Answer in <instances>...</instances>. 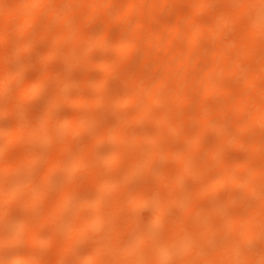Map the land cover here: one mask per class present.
Returning a JSON list of instances; mask_svg holds the SVG:
<instances>
[{
	"label": "bare ground",
	"instance_id": "obj_1",
	"mask_svg": "<svg viewBox=\"0 0 264 264\" xmlns=\"http://www.w3.org/2000/svg\"><path fill=\"white\" fill-rule=\"evenodd\" d=\"M3 2H4V0H2ZM20 2H18V0H15L14 2H16V4H12V5H15V6H12L11 8L12 9H9V10H7L8 8H6V10L7 11H5L4 9H3V14L1 13V11H0V17L2 18L3 17V19H1L0 18V40H3V41H1V42H5V40H6V42H7V40L9 39V37H13L14 36V29L16 30L15 32H16V34L15 35H19V34H25V32H27V29L32 25V23L35 21V20H37V15L38 14H40V16H41V13L40 12H42V10H43V12H44V9H45V12L48 14V19H49V22H46L45 24H44V26H47V27H44V29L42 30V33L40 34V36L42 37V39H44L45 41L46 40H50V38H52V39H57L58 41H56L55 43H59L60 41L62 42L63 40H66V38L67 37H70V35L68 36L67 35V37H66V32H63V31H61V33H63V34H61V33H59V31L58 30H56L54 27L52 28L53 30L51 31V28H50V26H53L50 22H53V20H54V18L53 17H56V15H58V11L56 10V8L54 7V8H50L49 10H47L46 11V8H44V9H39L40 7H44L45 6V4H36V3H38L37 2V0L35 1V2H33L34 0H19ZM40 1V0H39ZM43 1V3H44V1L46 2V3H50V1L52 2L53 1V3L56 5V7H58V8H62L63 7V9L66 11V14H64L63 13V21L64 22H68V21H70V20H73V19H71L72 17H77V19H76V23H77V20H78V23L81 21L82 22V24H81V22L78 24H76L75 23V27L77 28V40L75 39V41H76V45H72V46H74L73 48H74V50H75V47L79 50L78 52H76V54L78 53V55H79V57H81V59H83V60H81V61H84L85 60V62H86V58L88 59V57H89V55H90V53L91 52H95V51H99V50H105V49H107V47H109L110 45H111V43H109V41L111 40L112 41V35H113V38H115L114 37V35H116V33H113V31L111 30L112 28L110 27V23H111V21L114 19H118V20H121V19H126V20H129L130 19V17H132L134 14L136 15L137 13V15L136 16H140L141 18H142V21L139 23V25L137 24V25H135V28H136V30L135 29H133L134 27H132V31L134 32V34H135V38H134V40H133V42H126V43H123L124 45H119L120 47L118 48V47H116L118 50H117V52H118V59H117V61H116V63L112 66H110V68H109V65H108V67H106L105 65V67H104V69L106 68V70H104L105 71V73H106V76L108 75V74H112V73H114V70L116 69V67L119 65V64H121V62L124 60V59H126V57H128L130 54H133V52H135L136 53V51H138L139 50V52L140 53H142L143 54V56H145V58L143 57L142 58V60L145 62L146 60H148V59H150L153 55L156 57V59H157V63H156V65L157 66H155L156 67V70H157V67H158V69H160V71L158 72V71H156L157 72V74H161L162 76H159V75H157L156 73H154L153 71H155V70H152V69H148L150 72H146V71H148V70H146L147 68H143V69H140L139 70V73H137L136 74V76H134V77H132L131 76V78H128V80L126 81V92L123 94V95H120V98H121V96H123L122 97V104H124V103H126V106L128 105V104H130V106L132 105V106H134V105H136V107L138 108H135V109H137L136 111H135V114H134V118H133V122H136V121H140V120H143V121H145V120H147V118L149 117V110H150V108H152L151 106L152 105H158V104H162V102L163 103H167V105H165V104H163L162 106H164L163 108H164V110H163V112H162V115L160 116V114L158 115L159 117H158V120H159V122H162V124H166V128L164 129V127H161V129H160V126L159 127H154V132L152 133V130H151V134H146V136L145 137H143V136H141V137H136L137 139L135 140V143L136 144H138V145H136V146H138L137 148H138V152H134V149H136V147H135V145L134 144H131L130 142H128V143H130L134 148L132 149V151L135 153V155H133V154H131L132 153V151L130 150V148H127V150H125V151H118L119 149H117L116 147V149H117V151H116V149H115V151H114V153L113 154H111L110 153V158L107 160V162L106 163H108L109 162V164L111 165V162L112 163H116V160H118L119 161V159H121V157H123V156H121V155H123V154H126L127 156H128V154H129V156L128 157H131V158H128L126 155H124V156H126L127 158H125L124 157V159H125V163L127 164V160L128 161H130L131 159H133V160H131V162H128V166L127 165H125L124 164V162H122V159L120 160L121 161V163H123V164H121V165H124L122 168H125V166H126V168H125V170H124V176H123V178H125V181H131V180H133L134 179V175H136V172H138V170L140 169V168H145V169H150V167H151V164L154 162V160L157 158L156 157V150L157 149H155V147H156V145H159L158 143H157V140H159L158 138L161 136V135H163L164 133L166 134V135H168L167 133H170V134H175V133H177L176 131H179L181 128H183L184 127V125L186 124V123H189L190 121L191 122H195V120H196V118H197V120L199 119V117H200V114H201V112H198V111H200V109H197V110H194V112H193V114L191 113V115H189V116H187L188 118H186V117H181L182 118V120H181V118L179 117V116H181V113L180 112H178L179 111V104H180V102H183V100L185 101L187 98H189V97H185V95L184 96H181V94H185L186 92H184L183 91V84H185L186 82H191V83H193V85H194V87H195V91H198V92H200V93H198L199 95V100H201L200 98H205L207 95H209L210 93H212L214 90H216L215 88H220V86H221V84H223L222 82H220V85L218 86V87H216L217 86V84L218 83H216L215 82V79H217L218 77H219V79H222V78H224V77H226V75L225 74H227L228 76L230 75V76H232V75H237V77H240L241 79H239V81L241 80V82H242V85H243V89L241 88L240 89V87H239V91L237 92V90H238V86L237 85H240L241 86V84H239V83H237V84H232L231 83V85H227V86H225V89L227 90V92L228 93H230L231 92V96L232 95H234V96H230L231 98H234V97H236L235 99H231V98H227V103H225L224 104V106H222L221 108H219V109H222V110H220V112H218V113H216V112H211V115L209 116V117H212V118H214V116H215V118H216V115H217V118H219V119H221V120H223V122L221 121H218L217 123H218V125H209L210 127L209 128H212V127H214L215 126V128H217V131H219V132H221V133H223V131L225 130V128H224V126H225V124H224V122H225V119H223L224 117L225 118H228L227 116H229L228 114H229V110H228V108L231 106V104L233 103L234 104V106L236 107V108H239V109H241V110H244V112H245V110L247 109V112H249V113H247V114H249V115H247L248 117H247V119L245 120V119H243L242 118V116L244 117L245 116V118H246V115L245 114H243L244 112H240L241 114H237V116L236 115H232L231 114V116H230V120H232V121H230L231 123V125L228 127V130L229 129H231V131H233V132H231L230 134L232 135V133H234L235 135L233 136H231V135H223V137H221L220 139H218V140H220V141H218L217 142V147L220 149V150H222L223 149V147L226 145V146H229V144L230 143H228V142H232L231 143V145H233L234 147L237 145V146H241L242 144L244 145L245 144V138L243 137V141H242V138H241V136H239V134H241L242 135V133H243V136H247L246 134L244 135V133H246L245 131L247 130L248 132L247 133H251V130L252 129H254L253 127H256V131L254 130V132H257L258 130H260L259 129V127H261V126H259V125H263L264 126V51H261L262 52V54H261V56H259V54L261 53L259 50H262V48H261V46L264 48V20H258L257 19V12H258V10L259 9H261V8H264V4H261V0H187L186 1V3H184V4H182L181 2H180V6H179V9H178V11H177V14H179L178 16H177V14L176 15H174L173 17L175 18L176 17V19H174V21H173V17H170L171 18V20L172 21H170V22H172V23H170L168 20H170L169 18H164V19H166V20H164V19H162V18H156L158 15H159V13H157L158 11L160 12V9L161 8H163V5L168 1V0H50L49 2H48V0L46 1V0H42ZM170 2L172 1V0H169ZM179 1H182L183 2V0H179ZM225 2L226 4H224L223 5V7L222 6H217L215 9H214V11H213V4L214 3H216V2ZM2 2V3H3ZM56 2H58L59 4H60V6H59V4H57ZM0 3H1V0H0ZM33 3H34V8L32 7L33 6ZM168 3V2H167ZM169 4V3H168ZM167 4V5H168ZM188 6V8H186V5ZM36 5V6H35ZM40 7H39V6ZM79 5V6H78ZM81 5V6H80ZM185 7V9H183L184 7ZM1 7V6H0ZM39 7V8H38ZM42 7V8H43ZM82 7V8H81ZM182 7V8H181ZM221 7V8H220ZM2 8V7H1ZM49 8V7H48ZM47 8V9H48ZM83 8H85V10H83ZM52 9V11H50ZM77 9V10H76ZM182 9V10H181ZM56 10V11H55ZM82 10V11H81ZM181 10V11H180ZM185 10V11H184ZM39 11V12H38ZM48 11H50V12H48ZM209 12V11H211L210 13L213 15V17L211 18V20L209 21V23L208 22H206L205 23V25H203L202 26V28L200 27V28H198L197 27V29H196V27H195V23H196V21H197V17H198V15L200 14V12H204V13H206V12ZM38 12V13H37ZM42 12V13H43ZM44 12V13H45ZM82 12V13H81ZM45 13V14H46ZM59 13H60V11H59ZM75 13V14H74ZM2 14V15H1ZM79 14H81V15H79ZM157 14V15H156ZM202 14V13H201ZM66 15V16H65ZM73 15V16H72ZM77 15V16H76ZM47 16V15H46ZM65 16V17H64ZM80 16V17H79ZM138 16V17H139ZM101 17V19H100V28H99V33H98V35L95 37H93L92 35H89L90 37H86V35L87 34H84V30H83V27H84V22H88V23H92V22H97V20H99V18ZM80 18V19H79ZM156 19V20H155ZM159 21H158V20ZM3 20H4V22H3ZM91 20V21H90ZM148 20V21H147ZM2 21V22H1ZM104 21V22H103ZM153 21V22H152ZM168 21V22H167ZM73 22V21H72ZM103 22V23H102ZM148 24H147V23ZM150 22H152L153 24H158L159 22L161 23H159L158 24V26H152V23H150ZM2 23V24H1ZM48 23H50V24H48ZM239 23V24H238ZM145 24L147 25V26H145ZM151 24V25H150ZM48 25H50V26H48ZM76 25H78V26H76ZM83 25V26H82ZM239 25V26H238ZM148 26H151V27H148ZM194 26V27H193ZM232 26L233 27H235V28H233L234 30L236 29V31H228L229 29H231L232 28ZM238 26V27H237ZM148 27V28H147ZM241 27V28H240ZM14 28V29H13ZM111 28V29H110ZM148 29V30H142V29ZM82 31H81V30ZM199 29H201V30H199ZM238 29V30H237ZM13 30V33H11V31ZM58 31V33L56 32V31ZM54 31V32H53ZM239 31V32H238ZM53 32V33H52ZM57 33L56 35L54 34V33ZM80 32H83V33H81L80 34ZM141 32V33H140ZM143 32H146V33H143ZM65 33V34H64ZM111 33H113V34H111ZM226 33H230V36H231V43H229L228 44V46L226 45V48L225 49H227V48H229L228 50H229V52L230 53H232L231 55H229L230 53L229 52H227L228 50H226V52H225V50L223 49V46H222V48L221 47H219V45L221 46V37H224L223 35L225 34L226 35ZM232 33V34H231ZM238 33V34H237ZM119 34V33H118ZM123 34V33H122ZM139 34V35H138ZM144 34H146V35H144ZM12 35V36H11ZM82 35L84 36V37H82ZM95 35V34H94ZM121 34H119L117 37L119 38V36H120ZM233 35H234V37H233ZM228 36V35H227ZM227 36H225V37H227ZM16 37V36H15ZM81 37V38H80ZM110 37H111V39H110ZM116 37V39H114L113 41L114 42H117L116 40H121L122 38H123V35L122 36H120L121 37V39L119 38H117ZM139 37L142 39H139ZM38 38H40V37H38ZM45 38H47V39H45ZM11 39V38H10ZM9 39V40H10ZM16 39V38H15ZM19 39V38H18ZM41 39V38H40ZM138 39V40H137ZM218 39H220L219 41H217ZM229 39V38H228ZM8 40V41H9ZM11 40H13V39H11ZM10 40V41H11ZM69 40H71V39H69L68 38V40L67 41H69ZM125 40V39H124ZM124 40H121L122 42L124 41ZM215 40V41H214ZM13 41H15V40H13ZM66 41V42H67ZM75 41H74V39H73V42L74 43H71V44H75ZM110 41V42H111ZM121 41H118V43L119 42H121ZM126 41V40H125ZM130 41V40H129ZM176 41H177V43H178V45L176 46ZM181 41L183 42L182 44H181ZM205 41H207L206 42V44L209 42V43H216L217 44V46H215V47H219V49H217V48H213L214 49V51L213 50H210V49H212V48H210V49H208L209 47H207V49L205 50H203L202 49V46L203 47H205L204 45V42ZM210 41H212V42H210ZM21 42V41H20ZM19 42V43H20ZM64 42V41H63ZM122 42L120 43V44H122ZM219 42V43H218ZM16 43H17V41H16ZM19 43H17V44H19ZM24 43V42H23ZM54 43V42H53ZM184 43H186L185 44V46H183V44ZM208 43V44H209ZM21 44V43H20ZM19 44V45H20ZM113 45L114 44H116L117 45V43H112ZM204 44V45H203ZM256 44L260 47H258V46H256ZM16 45V44H15ZM14 45V46H15ZM181 45V46H180ZM252 45H254V46H256V47H258L257 48V50H255V51H257V53L254 51L253 52V50L254 49H252ZM112 46V45H111ZM110 46V47H111ZM176 46V47H175ZM18 47H22V46H18ZM29 48V47H28ZM72 48V49H73ZM201 48V49H200ZM14 48H12V50H13ZM18 50L19 48H15V50ZM21 49V48H20ZM19 49V51L21 52V50ZM68 49L69 50H72L71 49V45H69V47H68ZM154 49V50H153ZM222 49V50H221ZM16 50V53H14V54H11L12 56H9V57H11V58H7V54L9 53H7V54H5V56L3 55H0V69L2 68V66L4 67V64H6V62H4V60H3V62L1 61L4 57H5V60L7 59V60H12V61H14L13 59H17V55L19 54V51H17ZM23 50V49H22ZM68 50V51H69ZM73 50V51H74ZM155 50H161L163 53L162 54H159V53H156L155 54ZM264 50V49H263ZM68 51H67V53H68ZM75 51H77V50H75ZM75 51L74 52H72L71 54H72V56L73 57H75V59H77L76 58V55L75 54H73V53H75ZM153 51V53H151ZM202 53H201V52ZM205 51H207V52H205ZM232 51V52H231ZM259 51V52H258ZM13 52V51H12ZM197 52H199L198 54H197ZM209 52V56H208V53ZM18 53V54H17ZM130 53V54H129ZM203 54V53H206L205 55H207L206 57H204V61H203V64L205 63V61H206V63H205V65H203V67H202V65H199L198 66V64L197 63H193L192 61L194 60L195 61V58L197 59V58H199L200 57V55L201 54ZM21 54V53H20ZM153 54V55H152ZM197 56H195V55ZM256 54V55H255ZM61 55V54H60ZM128 55V56H127ZM163 55V56H162ZM63 56V55H62ZM64 56H67V57H65V58H62V60H65L66 59V61H65V63H64V61L63 62H61L60 63V65L63 67H60V69H58V71L57 72H55V73H57V74H47L46 72H44L43 73V75H42V73L40 74V75H42V77L40 76V78L38 79L37 77V79L35 78V82H33L34 80H31V81H27V83H25V84H22L23 86L19 89V91H16V93L17 94H12V96H13V98H12V96H11V98H9V99H13V100H11L10 101V103L11 104H9L8 105V102H9V99H8V102H7V105H8V107H10V108H8V109H6V104H5V106L3 107V108H5V110H11V111H8V113L10 112V113H18V115H20V113L22 112V109H24V108H22V104H23V101L25 102V100H26V98L27 97H29V96H31V95H38L39 96V93H40V90H43L44 91V89H43V87H45L47 84H49L50 83V86H51V83H52V86H54V89L52 90L53 92H52V97L53 98H56V96H57V98H59L60 99V97L62 96V92L65 90V85H67L68 84V82H67V84H66V81H64V75H66L67 77H69L68 75H70V72H68V70H70L71 71V69H73L74 68V66L73 65H75L76 64V62L75 61H73V57L70 55V53L69 54H66V55H64ZM63 56V57H64ZM149 56V57H148ZM3 57V58H2ZM193 57H195V58H193ZM207 57H209V59L207 58ZM260 57V58H259ZM13 58V59H12ZM71 58H73V59H71ZM256 60H255V59ZM146 59V60H145ZM207 59V60H206ZM257 59H259V60H257ZM6 60V61H7ZM159 60V61H158ZM252 60V61H251ZM244 61V63H245V67L243 66V65H241V63ZM258 63H257V62ZM74 62H75V64H74ZM193 63V65L194 66H192V65H190L189 66V64L190 63ZM197 62V61H196ZM241 62V63H240ZM249 62V63H248ZM254 62H256V64L254 63ZM78 63H79V61H78ZM82 63V62H81ZM80 63V64H81ZM84 63V62H83ZM191 63V64H192ZM230 63H231V65L232 66H230ZM243 63V64H244ZM252 63H254V64H252ZM63 64L65 65V66H63ZM84 64H87V62L86 63H84ZM2 65V66H1ZM59 65V66H60ZM198 67H197V66ZM255 66V67H252V66ZM76 66V65H75ZM187 66V68L189 69V71L190 72H188L187 71V69H185L186 70V74L188 73V76L187 75H185V73H184V75H180L179 73H178V70L182 67L183 69L185 68V67ZM189 66V67H188ZM196 66V67H195ZM239 66H243V71H241L243 74H241V72H240V70H239ZM66 67V68H65ZM67 67H71L70 69L69 68H67ZM194 67V68H193ZM179 68V69H178ZM192 68V70L193 69H195V71L199 68V70H197L196 71V73L195 72H191L192 70H190ZM63 69V70H62ZM240 69H241V67H240ZM60 70V71H59ZM65 70H67V71H65ZM146 70V71H145ZM181 70V69H180ZM242 70V69H241ZM65 71V73H68V74H62L63 72ZM144 71H145V73H144ZM163 71V72H162ZM59 72H61V74L59 73ZM143 72V73H142ZM180 72V71H179ZM59 73V74H58ZM181 73V72H180ZM240 73V74H239ZM179 74V75H178ZM240 76H239V75ZM57 75V76H56ZM138 75V76H137ZM103 77V78H100V80L98 79V83H100L101 81H105V78H107V77ZM109 76V75H108ZM181 76V77H180ZM189 76H192V77H190L189 78ZM222 76V78H220ZM242 76V77H241ZM39 77V76H38ZM233 77V76H232ZM261 78H263V79H261ZM85 79H86V77L83 79V81H82V83L84 84L85 82L86 83H90L91 82V77L89 78L90 79V81H88V79L85 81ZM37 80V81H36ZM94 81V80H93ZM96 81V80H95ZM169 81V82H168ZM218 81V80H217ZM97 82V81H96ZM172 84H171V83ZM213 82H215V87H213L214 86V83ZM1 83V82H0ZM85 83V84H86ZM88 83V84H89ZM95 83V82H94ZM165 83L167 84H169V85H167L166 86V88H168V92H166V96H165V94H164V92L165 91H167V89L165 88ZM83 84H81V85H83ZM95 84H97V83H95ZM102 84H103V82H102ZM101 84V85H102ZM124 84V85H125ZM1 85V84H0ZM70 85V84H69ZM99 85V84H98ZM171 85V86H170ZM49 86V85H48ZM86 86V85H85ZM168 86H170V87H168ZM233 87V88H230V87ZM2 87H4V85L2 86ZM2 87H0V94H5V93H2L3 91L2 90H4V88L2 89ZM69 87V86H68ZM221 87H224V85L223 86H221ZM53 88V87H52ZM164 88V89H163ZM198 88V90H196ZM236 88V89H235ZM46 90H47V88H45ZM231 91H230V90ZM232 89H233V91H232ZM51 90V89H50ZM181 90L183 91V93L181 92ZM212 90V91H211ZM48 91V90H47ZM162 91V92H161ZM164 91V92H163ZM159 92H161V94L159 93ZM64 93V92H63ZM78 93V92H77ZM76 93V94H77ZM235 93V94H234ZM9 94V93H8ZM59 94H61V96L60 97H58V95ZM81 94V93H80ZM83 94V93H82ZM160 94V95H159ZM207 94V95H206ZM236 94H237V96H236ZM40 95H41V93H40ZM49 95V94H48ZM51 95V94H50ZM95 95V94H94ZM97 95H99V94H97ZM97 95H95V96H93V98H89V96L90 95H81V97H80V95L79 96H77V97H80L79 99H78V104H81V103H88V102H90L91 104L90 105H92V107H93V105H95L97 102H99L100 101V98H102V93L100 94V96L101 97H98ZM229 95V94H228ZM34 96H32V97H34ZM64 96V95H63ZM76 96V95H75ZM88 96V97H87ZM163 96H165V98L163 97ZM168 96V97H167ZM186 96H189L188 94L186 95ZM205 96V97H204ZM66 97V96H65ZM91 97H92V95H91ZM97 97V98H96ZM183 97V98H182ZM184 97H185V99H184ZM195 98L194 96H191V98ZM71 98V97H70ZM105 98V97H104ZM120 98H118L119 100H120ZM167 98V99H166ZM63 99V97L61 98V100ZM68 99V98H67ZM71 99H74V98H71ZM77 99V98H76ZM231 99V100H230ZM237 99V100H236ZM57 100V99H56ZM118 100V101H119ZM193 100H195V99H193ZM204 100V99H203ZM203 100H201V101H199V102H202ZM233 100V101H232ZM51 101H53V100H51ZM76 101V100H75ZM101 101H102V99H101ZM103 101H105L104 99H103ZM118 101H117V103H118ZM232 103H231V102ZM46 103H47V101H46ZM101 103V102H100ZM54 104H55V102H54ZM89 104V103H88ZM99 104V103H98ZM103 104V103H102ZM101 104V105H102ZM119 104H121V103H119ZM160 104V105H161ZM230 104V105H229ZM46 105V104H45ZM44 105V106H45ZM48 105H49V103L46 105V107L47 108H50V107H48ZM75 105V104H74ZM83 105V104H82ZM87 105V104H86ZM223 105V104H222ZM97 106H99V105H97ZM117 106H118V104H117ZM229 106V107H228ZM92 107H90V108H92ZM95 107V106H94ZM93 107V108H94ZM119 107H123V106H120L119 105ZM135 107V106H134ZM166 107V108H165ZM226 107V108H225ZM227 109V110H225V109ZM41 109H43V110H45L46 108H41ZM43 110H41V112L43 111ZM46 110H50V109H46ZM45 110V111H46ZM166 110V111H165ZM216 110H218V109H216ZM240 110V111H241ZM44 111V112H45ZM151 111V110H150ZM226 111V112H225ZM6 112V111H5ZM4 112V113H5ZM50 112V111H49ZM48 111H47V113H49ZM197 112V113H196ZM9 113V114H10ZM22 113H24V112H22ZM21 113V114H22ZM134 113V112H133ZM132 113V114H133ZM180 113V115H178ZM214 113V114H213ZM15 114V115H16ZM38 114V113H37ZM35 115V116H39V115ZM46 114V113H45ZM226 114V115H225ZM243 114V115H242ZM48 115V114H47ZM83 115L84 114H82L81 116H75V117H72V119H68V120H62L61 122L60 121H58L56 124H58V125H56V124H54V125H56V126H52L53 127V131H51V133H49V136L48 137H45L46 136V134L43 136L42 134H41V136H40V140H39V142H38V139H37V141L35 140L36 138H37V136H38V134H37V131L38 130H36L37 129V126H36V122L37 123H42V122H38V120L37 121H35V123H34V120L33 121H28V122H25V121H20V122H18L16 125H15V127L14 126H12V125H10L13 129H11L10 128V130H8V132H6L7 134H5V143L6 144H12V143H16L17 144V142L18 141H23V140H26V142H28V141H30L29 143H31V141L32 142H34V140H35V142H38V144L39 143H44L43 141H45L46 142V139L47 140H49V138L51 137H53L54 135V137H57L56 136V131H58V134L60 133V130L61 131H67L68 133H67V135L69 136H71V137H73L71 134H73V132H76V130H81V131H83L82 129H84V128H86V126H87V129H89L90 127V125H87L88 123H93V122H91V119L92 118H90L89 117V115L88 116H86V117H89V119H90V121H89V119L88 120H86L85 118H83ZM219 115H222L221 117L219 116ZM17 116V115H16ZM34 116V117H35ZM85 116V115H84ZM237 118H236V117ZM19 117V116H18ZM28 117V116H27ZM36 117V118H37ZM40 117H41V115H40ZM49 117V116H48ZM175 117H176V119H175ZM25 118V117H24ZM46 118V117H45ZM70 118V117H69ZM180 118V119H179ZM212 118H210V122L213 120ZM214 118V119H215ZM235 118V119H234ZM239 118H242L243 119V121H242V119H240L239 120ZM23 119V118H22ZM26 119V118H25ZM31 119H32V117H31ZM34 119V118H33ZM38 119V118H37ZM40 120H41V118H39ZM44 119V118H43ZM145 119V120H144ZM234 119V120H233ZM17 120V119H16ZM19 120V119H18ZM93 120V119H92ZM129 120H130V117H129ZM148 120H149V118H148ZM157 120V119H156ZM174 120V121H173ZM235 120H239V121H235ZM64 121V122H63ZM89 121V122H88ZM142 121V122H143ZM241 121V122H240ZM123 122V121H122ZM130 122V121H129ZM236 122V123H235ZM45 123V122H44ZM125 123V122H124ZM131 123V122H130ZM138 123H140V122H138ZM214 123V122H213ZM226 123V122H225ZM235 124V128H234V124ZM111 125H110V127H109V125H108V128H107V126H106V130H104V132H105V134H103V136H102V134H101V137L102 138H109L108 140H111V141H113L114 142V144H115V142H121V144H122V142H123V145H124V142H126L127 143V141H130V140H132V139H135V138H131V139H127V138H129V136L127 137V135H126V133H125V128H124V125H122V124H112V123H110ZM126 124V123H125ZM160 124V123H159ZM212 124V123H211ZM42 125V124H41ZM45 125V124H44ZM43 125V126H44ZM208 125H207V127H208ZM9 126V127H10ZM42 126V127H43ZM49 126H51V125H49ZM92 126V125H91ZM227 126V125H226ZM48 127V126H47ZM257 127H258V130H257ZM50 128V127H49ZM48 128V130H50ZM159 128V129H158ZM232 128L234 129V130H232ZM42 129H45V128H42ZM41 129V130H42ZM155 129H157L156 131H155ZM7 130V129H6ZM85 130V129H84ZM215 130V129H214ZM242 130H245V131H243L242 132ZM261 130L263 131L264 129H263V127H261ZM1 131H3V130H1ZM4 131H5V129H4ZM43 132H44V130H42ZM45 131H46V129H45ZM165 131V132H164ZM227 130H225V132H226ZM225 132H224V134H225ZM259 132V131H258ZM2 133V132H1ZM0 133V134H1ZM42 133V132H41ZM71 133V134H70ZM252 133H253V131H252ZM51 134V135H50ZM52 134H53V136H52ZM77 134H79L78 133V131H77ZM165 134H164V137H165ZM40 135V134H39ZM63 135V134H62ZM65 135H66V133H65ZM105 135V136H104ZM64 136V135H63ZM66 137V139L68 138V140H66V142L65 141H63V149L64 150H68V147L66 148V144H67V141L69 142V138H70V136L69 137ZM36 137V138H35ZM39 137V136H38ZM46 139H45V138ZM98 137V136H97ZM101 137H98V138H100V140H98V142H100L101 141ZM132 137V136H131ZM201 138V142H203L204 140H205V142H206V137L204 136V137H202V136H200ZM231 137H234L233 138V140H232V138ZM3 138V137H2ZM42 138H44L43 139V141L41 140ZM58 138V137H57ZM61 138V137H60ZM64 138V137H63ZM96 138V137H95ZM95 138H94V140H95ZM97 138V139H98ZM34 139V140H33ZM56 139V138H55ZM59 139V138H58ZM208 139V138H207ZM52 141H55L54 139H51ZM105 141H106V139H104ZM107 140V141H108ZM127 140V141H126ZM50 141V140H49ZM160 141V140H159ZM209 140H207V142H208ZM25 141H23V143H24ZM48 142V141H47ZM47 142L45 143V144H47ZM71 142V141H70ZM91 142V141H90ZM95 142V141H94ZM96 142H97V140H96ZM101 142H103V141H101ZM109 142V141H108ZM113 142H111V143H113ZM246 142H249V140H247ZM252 144H251V143ZM250 142L248 143V144H251L252 145V147H251V145H249L248 147L250 148V150H249V153H250V157H249V160H251V162L248 160V162H250V163H248L247 161H244V160H241L242 162H240V160L239 161H237V162H239V163H241V164H237L236 163V166H237V170L239 169V167H240V169H243V171H240L241 172V175L243 174V176H237L238 174H236V176L237 177H235L234 176V174H233V176H232V173H231V170H232V168L233 167H231V165H229L227 162V160H225V161H222V162H220V163H218V164H220V165H218V164H214L213 162L215 161L214 160V158L212 159V156L210 155V154H208L207 156L208 157H206V158H208V160H210V159H212V160H210V161H208V160H205L204 159V161L205 162H203V160L201 161L202 162V164L201 163H199V162H197V160H195V159H193L192 160V158H193V156L194 155H192V158H191V160H190V155L191 154H187V153H189V152H187V151H185V153L183 154V152H182V154H181V152H179V155H180V157L179 156H177V158H178V160L176 159V161H174V162H176L175 164H176V167H173L172 169H176V170H171V168H169V171H162V177L161 176H157L158 177V180H159V178H160V182H159V184L157 183V185H156V183H154V182H149V183H151V184H155L154 186L153 185H149L151 188H148L150 191H148V189L146 190V187L148 186V184L149 183H147L146 184V186H144L145 187V189H143V190H146V191H143V192H140V193H138V195L136 194L135 196H133V197H131L130 196V194H127L126 195V193L128 192L127 190V188L126 187H124L125 185H123V187H120V185L118 186V188L120 187L121 189H122V192H123V189H125V191H126V193H125V196H127V198H122V199H120L121 197V194L119 193V195L120 196H117V195H115V197L117 198V197H119V199L117 198H115L114 197V200H113V198H112V196H110L111 197V200L113 201H111L112 202V206L111 207H109V206H107L108 208H107V211L110 209V211H108V213H109V217H106V216H108V215H106L105 214V212H103L104 214H102V212L101 211H103V209L104 208H106V206L105 207H102L103 205L102 204H104L103 203V201H104V197L105 196H107V195H105L106 193H107V191L108 190H110V188L111 187H114L115 186V184L116 183H113V180H116V179H114V176H113V179H112V181H109V180H107L106 181V178H103V177H105L104 176V174L102 175V173L100 174V176L102 175V177H98L97 175H95V177L94 176H92L91 174H95V172H96V170H94V168L96 167L97 168V170L98 169H100L101 170V172H103L102 171V169L101 168H98V165H96L93 169H91L92 168V166H90L91 165V163H90V165H87L86 164V166L88 167L89 166V169H84V170H82L83 172H85V171H88L89 170V176H92L93 177V185L92 186H90V185H88L89 183H90V180H89V183L87 184V186L89 187H91V189L89 190L90 192V194L88 193V195L89 196H87V197H89V198H86L85 200H83L81 203L79 202L77 205H78V210H76L75 211V213H82V211H84L86 208H88L89 207V209H92V213L90 214V215H87V217H82V219H75V222L78 220V224H72L73 223V221H74V218L75 217H73V216H76L75 215V213H74V215L71 217L70 215V217L71 218H73L72 220L71 219H69V217H68V221H72V223H71V231L66 235V236H64V237H61V236H59V234H58V232H57V228H58V226H59V223L60 222H62V223H64V221H67V220H59L60 218H62V216H63V214H64V211L65 212H67V210H68V213H69V209H70V206L72 205V203H73V200L74 199H72V197H74V196H72L74 193L72 192V190L70 189V191H67V189L65 190H63L64 192H61L60 193V195H59V197L58 196H56L55 198H53L54 200H52V195L51 194H49L50 195V197H51V199L50 200H52V201H55V199H58V200H56L55 202H53L54 204H52L47 210H46V212L45 213H43V211H45V209H46V207L44 206V205H42V207H43V211H42V214H41V216L43 215L44 217H42L43 219L42 220H45V221H42L43 223L45 222V227H47V229H49V228H52L53 226H54V232L58 235V237H61V240H60V242H59V244H58V256H57V258H56V260H55V262H53V260L51 259H49L50 261H52L54 264H67V263H65L64 262V258H67L66 257V255L68 254H73L74 252H75V245H76V242L79 240V239H81V238H83V237H85L86 235H88V233H90L92 230H96V229H102V228H104V225H105V223L106 224H109L108 223V221L110 222H114L113 224L110 222V224H109V226H112L113 228H115V230H114V232H112V231H110V229H109V233L111 234V232H112V234L110 235V234H108L107 235V237L108 238H110L109 240L107 239V243L105 244L104 242H103V245L105 244V246H103L104 248L102 249L101 247H99L101 244H102V242H101V244L96 248V250L98 251V252H100V250H102V251H106L105 253H107V251H108V254L109 253H111V257H112V259H111V261L110 262H112V263H110V264H132L133 263V261H134V264H136V262H139L140 260H138V258H139V256H137V254H141V250H143V252L144 251H146V252H144V254L145 255H143V257H141V258H143V259H146V260H144V263L143 264H166L167 263V260L169 259V256H170V254L172 253V254H176V251H178V253L180 252V253H182V251H183V253L185 254V255H190L193 259H194V261L196 262V264L198 263V264H238L240 261H239V246H241V244H240V242L242 243L245 239H246V241L248 240V237H252L253 236V238H254V236L256 235H253L255 232H254V229L252 230V228L250 227V223H248V221H250L249 220V215L248 214H250V212L251 211H253V210H255V209H253L254 207H252V203L250 204L251 205V207H252V209H251V207H249L248 208V210H247V213H245L246 215H247V218L248 219H246V218H244V217H246V215L245 216H243L242 217V215H240L239 216V213H236V214H234V215H236V217L235 216H233L232 217V219L231 220H227L226 218L224 219V220H220V222H222V224H223V226L225 227V229L226 230H224V228H223V230L224 231H222V232H224V233H220L219 234V232L218 231H215V228H214V230H212L213 229V227H211V225L213 226V224H211L212 223V221L208 218V216L206 215L208 212H206L205 210L206 209H200L201 207H199V206H201V204L198 206V203L196 202L199 198H201V197H198V192H193L192 191V193H194V195L196 194L197 195V197H194V195H193V197H194V199L196 198V200H195V202H194V200H192L191 201V199H190V201L188 200L189 199V197H191V196H184L183 197V202H184V204H182V205H184L185 207H187L186 209H185V211L186 212H188L189 213V216L191 215L192 217H193V219L195 220V221H192V220H190V222L188 223L187 221H188V219H187V216L185 217V221H184V219H171L170 220V223H169V221H167L168 222V226L166 227L165 226V224H164V226L167 228L166 230H164V231H166L165 233H164V231H163V233L165 234V235H163V236H160L159 237V235H158V237L161 239V237H163L162 238V240L161 241H159V240H155L157 243H154L153 242V244H152V241H150V239H153V238H150V235H152V230H156V229H158V228H155V227H158V225L160 226V223H163V220H164V218H165V214L166 213H168L170 210H169V208L170 207H174V205H178V204H180V203H183L182 201H181V195L182 194H180V193H182V192H177V187H179V186H177V183H178V181H180L181 180V178L182 177H184L183 176V170H185V168L187 167V168H189L192 164H193V162H195L189 169H190V171H191V168H193L194 170H192L193 171V173L194 172H197V173H199V171H197L199 168H203L204 167V170L207 172H205L203 169L202 170H200V173H201V175H202V173H203V171L206 173V174H210V175H213V174H215L214 176H213V178L216 176V175H218V174H220V176H219V179H217V180H215V179H213V180H211L212 178H210L209 179V181H210V183H209V185H207V183H206V186L205 187H201L200 188V186L199 185H197V186H195V187H193L194 189V191H195V189L197 190V188H198V190L197 191H200L199 192V194H203L204 195V193H210V195H211V193H212V195L211 196H214L216 193H214L215 191H216V189H218V187H224V186H226L227 187V185L228 184H233L234 185V187H236V188H238V187H244L245 188V192H247V194H251V193H254V195H255V192H257L256 191V189H257V184H256V181H255V179H262V181H264L263 180V178H264V170L262 169V168H264V156H263V154H259V152L261 151V153L263 152L262 151V149L260 148H258L257 147V149H256V155L255 154H252V153H254V151L253 150H255V143L256 142H253V140H250ZM28 143V145H30ZM50 143V142H49ZM71 143H73V142H71ZM87 143V142H86ZM85 143V145H83L82 146V148H84V149H86L87 150V152H85V150L84 149H82V151L85 153H83L82 154V156H81V152H79V151H74V147H73V149H72V147L71 146H69V145H67V146H69V147H71V149H69V150H73L74 152H78L77 154L78 155H80V157H77L74 161H70L69 162V160H68V163H66L67 161H66V156L65 157H63L64 155H62V154H64L66 151H64V153H63V151L61 150V152L62 153H59V151L58 150H56V149H61L62 148V143L60 144L61 146V148H58V147H56V149L52 152L51 151V153L52 154H50V155H47V156H49V158L47 157V159H44L45 160V162H43L42 163V165L43 166H45L46 164H47V166H45V169H43V178H44V180L46 181V183L48 182V181H50L51 180V178H52V172L55 170H57V169H60V168H64V167H66V165H70L69 167L71 168V169H76V168H78V167H80V166H83V164H85L86 162L88 163V161L90 160V162H91V160H92V157H93V153H94V149L93 148H91V146L93 147L94 145H93V143L91 142V143H89L88 145H89V147H86V146H88L87 144ZM116 143V144H117ZM152 144L151 146H150V144ZM155 143H157L155 146H153V144H155ZM161 143V142H160ZM171 143V142H170ZM187 143V142H186ZM228 143V144H227ZM27 144V143H26ZM32 144V143H31ZM97 144V143H96ZM161 144H163L164 145V143H161ZM199 144V143H198ZM202 144V143H201ZM214 145H215V143H213ZM1 145V144H0ZM2 145H3V143H2ZM19 145V144H18ZM18 145H16V146H18ZM22 145V144H21ZM34 145V144H33ZM37 145V144H36ZM59 145V144H58ZM91 145V146H90ZM146 145V149L144 148V146ZM147 145H149L148 147H147ZM203 145V144H202ZM257 145V144H256ZM23 146V145H22ZM27 146V145H26ZM25 146V147H26ZM35 146V145H34ZM131 146V147H132ZM162 146V145H161ZM186 146V145H185ZM258 146V145H257ZM10 147V146H9ZM12 147V146H11ZM30 147V146H29ZM28 147V148H29ZM121 146H120V144H119V148H120ZM125 147H127V146H125ZM120 148V150H123V149H126V148ZM130 147V146H129ZM165 147V146H164ZM221 147H222V149H221ZM1 148V147H0ZM4 148H6V145H5V147ZM89 148V149H88ZM160 148V147H159ZM170 148V147H169ZM169 148H167L166 149V147H165V149L166 150H169V151H167V152H169L170 153V155L171 154H173V152H170V151H172V149L171 148H173L172 146H171V148L169 149ZM174 148H176V147H174ZM173 148V149H174ZM217 148V149H218ZM224 148H226V147H224ZM237 148V147H236ZM22 149V148H21ZM81 149H79V150H81ZM128 149L131 151V153H130V151H128ZM152 149V150H151ZM177 149V148H176ZM176 149H174L173 151H175ZM7 150V149H6ZM9 150V149H8ZM32 150V149H31ZM36 150V149H35ZM38 150V149H37ZM179 150V149H178ZM178 150L177 151H175V152H178ZM21 151V150H20ZM19 151V152H20ZM27 151H29V149H27ZM42 151V150H41ZM58 151V152H57ZM126 151H128L129 153L127 154V152ZM137 151V150H136ZM180 151V150H179ZM253 151V152H252ZM22 152V151H21ZM55 152V153H54ZM118 152V153H117ZM123 152V153H122ZM125 152V153H124ZM175 152H174V154H175ZM23 153H25L24 151L22 152V154ZM29 153H31V152H29ZM33 153V152H32ZM38 153H39V150H38ZM42 153H44V152H42ZM50 152H47V154H49ZM56 154V155H54V154ZM71 153V152H70ZM69 153V156H71V154ZM19 155L21 154V153H18ZM20 155V157L19 156H17V155H15V157L17 156V160L15 159V157H13L16 161H14V160H12V161H14V162H10V163H6V164H4V165H6L5 167H2V166H4V165H0V167H2V168H5V169H3V170H5L4 171V173L7 171L9 174L11 173V174H16V173H19L20 172V170H24V171H27L28 169L29 170H32V167H34V165L36 164V162L37 161H40V160H38L39 158H38V156L36 155V152H35V154L33 155V154H23V155ZM45 154V153H44ZM68 154V153H67ZM160 154V151H159V153L157 154V156ZM43 155V154H42ZM74 155H75V153H74ZM99 155V154H98ZM131 155V156H130ZM177 155V154H176ZM247 155H249V154H247ZM252 155H255V156H252ZM258 155L260 156V158L258 157ZM68 156V157H69ZM132 156H133V158H132ZM209 156H211V157H209ZM245 156V155H244ZM252 156V157H251ZM263 156V157H262ZM19 157V158H18ZM45 157V156H44ZM67 157V158H68ZM95 157H96V155H95ZM94 157V158H95ZM120 157V158H119ZM255 157H257V158H255ZM93 158V159H94ZM101 158V157H100ZM159 158V157H158ZM157 158V159H158ZM245 158V157H244ZM247 158H248V156H247ZM246 158V159H247ZM252 158V159H251ZM256 159L255 160V162H254V166L252 165V163H253V160L254 159ZM259 158V159H258ZM74 159V158H73ZM263 159V161H262V163H260L261 162V160ZM48 160H49V162H48ZM95 160V159H94ZM93 160V161H94ZM258 160H259V162H258ZM96 161V163H97V161L98 160H95ZM99 161H102L101 159L99 160ZM156 161V160H155ZM191 161H192V163H191ZM199 161V160H198ZM230 161V160H229ZM157 162V161H156ZM179 162V164H177ZM207 162V163H206ZM216 162V161H215ZM235 162H236V160H235ZM234 161H233V164L235 163ZM243 162H244V164H243ZM94 163V162H93ZM258 163V164H257ZM8 164V165H7ZM89 164V163H88ZM98 164V163H97ZM100 164V163H99ZM103 164V163H102ZM105 164V163H104ZM117 164H119V162L117 163ZM155 164V163H154ZM175 164H173V166L175 165ZM189 164H190V166H189ZM203 164H204V166H203ZM251 164V165H250ZM37 165V164H36ZM93 165V164H92ZM94 165H95V163H94ZM197 165V168H198V166L199 165H202V166H199V168L197 169L195 166ZM206 165V166H205ZM216 165H218V166H216ZM259 165V166H258ZM85 166V167H86ZM100 166H101V164H100ZM99 166V167H100ZM103 166V165H102ZM101 166V167H102ZM106 166V165H105ZM111 166H114V164L113 165H111ZM115 166H118V169L120 168L119 166L120 165H115ZM153 166V165H152ZM179 166V167H178ZM234 166V165H233ZM253 166V167H252ZM256 166H258L257 168H256ZM261 166V167H260ZM84 167V168H85ZM86 167V168H87ZM91 167V168H90ZM31 168V169H30ZM95 168V169H96ZM103 169H104V167H102ZM179 168V169H178ZM236 168V167H235ZM234 168V169H235ZM259 168V169H258ZM69 169V168H68ZM79 169V168H78ZM90 169H91V171L92 170H94L95 172H93V173H91V171H90ZM114 169H115V167H114ZM144 169V170H145ZM195 169H196V171H195ZM233 169V170H234ZM239 169V170H240ZM0 173L1 172H3L2 171V169L0 168ZM29 170L27 171L28 173H29ZM45 170V171H44ZM80 170V169H79ZM99 170V171H100ZM112 170V169H111ZM171 170V171H170ZM263 170V171H262ZM11 171V172H10ZM17 171H19V172H17ZM23 171V176L25 175V172ZM69 171V170H68ZM73 171V170H72ZM98 171V172H99ZM105 172H106V170H104ZM116 171H117V169H116ZM142 171V170H141ZM147 170H145V172H146ZM149 171V170H148ZM234 171H236V170H234ZM6 172V173H7ZM13 172V173H12ZM27 172H26V174H27ZM74 172H76V171H74ZM80 172H81V170H80ZM115 172V171H114ZM119 172L122 174V171H120L119 170ZM140 172V171H139ZM165 173V175H164V173ZM167 172V173H166ZM185 173H186V170L184 171ZM189 172V171H188ZM239 172V173H240ZM3 173V174H4ZM7 173V174H8ZM100 173V172H99ZM99 173H98V175H99ZM107 173V172H106ZM116 173V172H115ZM196 173V174H197ZM199 173V174H200ZM205 173H203V175H205ZM217 173V174H216ZM234 173V172H233ZM2 174V173H1ZM6 174V175H7ZM45 174V175H44ZM116 174H118V172L116 173ZM138 174V173H137ZM187 174V176H189V174L188 173H186ZM186 174H184V175H186ZM191 174V173H190ZM198 174V176H201V175H199ZM120 175V174H119ZM123 175V174H122ZM164 175V176H163ZM209 175V176H210ZM261 175H263V176H261ZM10 176V175H9ZM13 176V175H12ZM15 176V175H14ZM13 176V177H14ZM21 176V175H20ZM18 177V176H16V177H18V179H16V180H19V178H21L22 179V177ZM30 176V175H29ZM88 176V177H89ZM111 176H112V174H111ZM196 176V175H195ZM198 176H196V177H198ZM207 176L208 175H206L205 176V178L207 179ZM258 176V177H257ZM260 176V177H259ZM16 177H14V178H16ZM25 177V178H24ZM23 178L24 179H26V178H28V180H30L29 179V177H27L26 175L24 176ZM31 177V176H30ZM121 177V176H120ZM212 177V176H211ZM257 177V178H256ZM263 177V178H262ZM2 178V177H1ZM119 178V177H118ZM133 178V179H132ZM185 178H186V176H185ZM189 178H192V175H191V177H189ZM200 178V177H199ZM201 178H202V176H201ZM204 178V177H203ZM209 178V177H208ZM4 178H2V180H3ZM131 179V180H130ZM205 179V180H206ZM14 180V179H13ZM13 180H11L10 182H12ZM32 180V179H31ZM30 180V181H31ZM43 180V181H44ZM158 180H157V182H158ZM183 180H185V179H183ZM204 180V179H203ZM1 181V180H0ZM24 181H26V180H24ZM119 181H121L122 182V180L120 179ZM208 181V179H207V182H209ZM231 181V182H230ZM5 182V181H4ZM9 182V183H10ZM17 181H14L12 184H9V183H6L5 182V186H4V183H2L1 184V182H0V218L1 219H4L5 217H3V216H5V214H3V211H4V209H5V207H6V202L8 201V202H10L11 200H15V197L16 198H18V196H16V195H18L17 193H18V190L20 189V183H16ZM115 182V181H114ZM123 182H124V179H123ZM206 182V181H205ZM230 182V183H229ZM25 183V182H24ZM27 183V182H26ZM26 183H25V185H26ZM42 183H44V182H42ZM46 183H45V185H46ZM228 183V184H227ZM262 183V182H261ZM7 184V185H6ZM23 184V183H22ZM30 184V183H29ZM51 184H52V182H51ZM125 184H126V182H125ZM204 184L205 183H203V186H204ZM24 185V186H25ZM114 185V186H113ZM118 185V184H117ZM128 185V184H127ZM263 185V184H262ZM49 186H50V184H49ZM48 186V187H49ZM129 186V185H128ZM127 186V187H128ZM261 186V185H260ZM21 187H22V185H21ZM33 187V186H32ZM30 188V189H28V194H26V196H25V198H23V199H26V197L28 198V199H26L25 201L26 202H24V200H23V202L25 203V204H23L22 203V201H21V199H20V202L22 203L21 205V207H23L24 206V208H26V209H33L34 210V208H35V203H36V199H38L39 198V200L41 199L40 198V195L38 196V194H36L35 193V191H33V188ZM44 187V186H43ZM74 187H76V186H73V188ZM35 188H36V186H35ZM34 188V189H35ZM38 188V187H37ZM42 188V187H41ZM87 188V187H86ZM85 188V189H86ZM118 189V190H121V189ZM200 188V189H199ZM40 189V188H39ZM44 189V188H43ZM112 189V188H111ZM23 190V189H22ZM69 190V189H68ZM74 190H78L77 188L76 189H74ZM87 191H88V189H86ZM116 190V189H115ZM232 190V189H231ZM234 191L236 190L235 188L233 189ZM232 190V191H233ZM239 190V189H238ZM244 190V189H243ZM26 191V190H25ZM58 191H60V190H58ZM58 191H56V193L58 192ZM124 191V192H125ZM231 191V192H232ZM29 192H31L30 194H29ZM41 192V191H40ZM47 192V191H46ZM49 192V191H48ZM69 192V193H68ZM86 192V191H85ZM113 192V191H112ZM118 192H120V191H118ZM118 192H116V193H118ZM123 192V193H124ZM231 192H229L230 194H231ZM238 192V191H237ZM236 192V193H237ZM72 193V194H71ZM77 193V192H76ZM75 193V194H76ZM78 193H79V191H78ZM115 193V194H116ZM132 194H133V192H131ZM180 195H178V194ZM186 193V192H185ZM185 193H183V194H185ZM235 193V194H236ZM40 194V193H39ZM58 194V193H57ZM56 194V195H57ZM74 194V195H75ZM232 194H234L233 192H232ZM231 194V196H232V198L235 196V195H232ZM21 195H22V193H21ZM41 195H43V194H41ZM77 195V194H76ZM81 195V194H80ZM80 195H77V196H80ZM83 195H85V193L83 194ZM129 195V196H128ZM186 195H188V194H186ZM195 195V196H196ZM209 195V194H208ZM209 195V196H210ZM252 195V194H251ZM45 196V195H44ZM53 196H55V195H53ZM124 196V197H125ZM200 196V195H199ZM202 196V195H201ZM231 196H230V198H231ZM247 196H249V195H247ZM24 197V196H23ZM50 197H48V198H50ZM82 197L83 196H81V199H82ZM109 197V196H108ZM185 197H187L188 199L186 200L185 199ZM193 197H192V199H193ZM258 197V196H257ZM45 199H46V197H44ZM75 198V197H74ZM77 198V197H76ZM75 198V199H76ZM80 198V197H79ZM78 198V199H79ZM228 197H226L225 198V200L227 199ZM260 198H263V197H261V195H260ZM138 199V200H137ZM234 199V198H233ZM232 199V200H233ZM18 200V199H17ZM44 200V199H43ZM50 200H48V201H50ZM80 200V199H79ZM106 200H109V198H107ZM137 200V201H136ZM228 200L229 201H231L229 198H228ZM227 200V201H228ZM259 200V201H258ZM257 201H255V202H258L259 203V205L261 206V207H263L264 208V198L263 199H258ZM47 201V200H46ZM51 201V202H52ZM139 201V202H138ZM222 201H224V200H222ZM12 202V201H11ZM75 202V201H74ZM136 202H137V204H139L138 206H142V207H138L139 208V212H141L143 209H148V208H150L151 206V208L150 209H152V208H154V211L153 210H151L152 212L151 213H154L153 214V217H152V219L150 220V218L148 217V220H150L151 221V223H150V221L147 223L146 221H144L146 224H148V226L143 222V220H145V219H140V220H138L139 218H137L136 217V215H135V213H133V212H131L132 211V209L136 206L137 207V205H136ZM142 202V203H141ZM193 202V203H192ZM232 202V201H231ZM231 202H229V203H231ZM261 202V203H260ZM13 203V202H12ZM12 203H10L11 205H12ZM15 203V202H14ZM14 203H13V205H14ZM16 203H18V201L16 202ZM37 203H38V200H37ZM40 203V202H39ZM45 203V205H46V202H44ZM197 203V204H196ZM221 204H223V202H220ZM258 203H255V205H253V206H257L256 204H258ZM19 204V203H18ZM106 204V203H105ZM104 204V205H105ZM109 204H110V201H109ZM109 204H107V205H109ZM218 204H219V202H218ZM233 204V203H232ZM133 205V206H132ZM135 205V206H134ZM148 205H150V207H148ZM211 205V204H210ZM213 205H216V204H213ZM229 205V204H228ZM227 205V206H228ZM246 206L247 205H249V203L247 204H245ZM249 205V206H250ZM258 205V206H259ZM17 206V204L15 205V207ZM34 206V207H33ZM38 206V205H37ZM47 206V205H46ZM179 206V205H178ZM177 206V207H178ZM220 206H222V205H220ZM219 206V207H220ZM225 206H226V204H225ZM257 206V207H258ZM48 207V206H47ZM133 207V208H132ZM182 207V206H181ZM209 207H212V206H209ZM18 208V207H17ZM16 208V209H17ZM24 208H22V209H24ZM69 208V209H68ZM131 208V209H130ZM143 208V209H142ZM215 208H217V210H218V207H217V205H216V207ZM214 208V209H215ZM224 208H226V207H224ZM12 209V208H11ZM25 209V210H26ZM102 209V210H101ZM130 210V212L131 213H133L134 214V216L137 218L136 220L133 218V220L131 221V223L132 224H134V225H131V226H133V227H131L130 226V224H129V228H126V229H128V230H132V231H137L138 230V234L137 235H132V236H129L128 237V235L126 236V238H123L122 239V242L121 241H119V237H120V234H119V232L120 231H122L123 229L125 230V232H127L126 231V229H125V225H124V227H123V225L121 226L120 225V227H122V230H121V228L119 227V225H117L116 226V224L115 223H118L117 222V220H118V218H119V216L118 215H120L119 214V212L121 213V211L123 212V210ZM208 209V208H207ZM211 209V208H210ZM213 209V208H212ZM251 209V211H249ZM259 208H257V210H258ZM19 210V209H18ZM33 210H31V211H33ZM37 210V209H36ZM125 210V211H126ZM134 210H135V212H136V214L138 215V217H139V214H138V212H137V208L135 209L134 208ZM133 210V211H134ZM141 210V211H140ZM261 210H263V212H260L259 214H262V213H264V209H260V211ZM29 211V210H28ZM184 211V210H183ZM184 211V212H185ZM201 211H203V212H201ZM207 211H209V210H207ZM223 211H225V210H223ZM249 211V212H248ZM19 212V211H18ZM35 212V211H34ZM33 212V213H34ZM185 212V213H186ZM206 214H205V213ZM211 212V211H210ZM209 212V213H210ZM213 212V211H212ZM24 213V212H23ZM22 213V214H23ZM29 212H27V214H28ZM125 213V212H124ZM188 213H186V214H188ZM227 213V212H226ZM257 212H256V210H255V212L253 211V213H251V214H253V215H251V217L253 216V219L250 217V219H252L253 221L256 219V217H255V214H256ZM10 214V213H9ZM77 214V218L79 217V215ZM83 214V213H82ZM213 214H218V212L216 211V209H215V212L214 213H212L211 214V217L213 216ZM220 214V213H219ZM222 215H223V213H221ZM225 214V213H224ZM241 214V213H240ZM16 215V214H15ZM19 215V214H18ZM30 215V214H29ZM66 215V214H65ZM83 215H85V212H84V214ZM121 215H123V214H121ZM126 214H124V216H125ZM128 215V214H127ZM207 216V218L205 217V216ZM209 215V214H208ZM221 215V216H222ZM226 215V214H225ZM224 215V216H225ZM231 215V214H230ZM229 215V216H230ZM238 215V216H237ZM2 216V217H1ZM7 216H10V215H7ZM14 216V215H13ZM25 216V215H24ZM67 216H68V214H67ZM81 216V215H80ZM86 216V215H85ZM118 218H117V217ZM131 216H133L132 214H131ZM131 216H130V218H131ZM177 216V215H176ZM175 216V217H176ZM215 216V215H214ZM214 216H213V218H214ZM217 216H219V215H217ZM221 216L220 217H218L219 219L221 218ZM257 216V215H256ZM258 216H260V215H258ZM21 217V216H20ZM66 217V216H65ZM111 217V218H110ZM140 217H141V215H140ZM168 217V216H167ZM174 217V216H173ZM172 217V218H173ZM223 217V216H222ZM226 217V216H225ZM11 218V217H10ZM17 218V217H16ZM22 218V217H21ZM39 219H40V217H38ZM79 218H81V217H79ZM113 218H116L117 220L115 221V219H113ZM145 218H146V216H145ZM177 218V217H176ZM180 218H182V217H180ZM228 218V217H227ZM259 218V217H258ZM257 218V219H258ZM262 219H264V215H262V217H261ZM261 218H259L258 219V221H261ZM0 219V220H1ZM25 219V218H24ZM23 219V221L25 222L26 221V223H27V220L25 219L24 220ZM112 219V220H111ZM222 219V218H221ZM257 219H256V221H257ZM7 220V219H6ZM14 220V219H13ZM16 220V219H15ZM37 220V219H36ZM147 220V219H146ZM173 220H175V222H173ZM209 220H210V225H209ZM245 220H247V223H246V225L244 224V222H245ZM1 221H3V220H1ZM11 221V220H10ZM20 221H22V220H20ZM39 221V220H38ZM60 221V222H59ZM67 221V222H68ZM138 223H137V222ZM172 221V222H171ZM224 221V222H223ZM264 221V220H263ZM3 222H5V220L3 221ZM6 222H8V220L6 221ZM13 223L15 222V221H12ZM11 222V223H12ZM17 222H18V220H17ZM23 222V223H24ZM37 222V221H36ZM42 222L40 221V224L41 225H43L42 224ZM141 222V224H139ZM49 224V223H51V224H53V226L51 227V224H49L50 225V227L48 228V226L49 225H47V224ZM252 223V222H251ZM0 224H2V222H0ZM6 224H8V223H6ZM5 223L2 225L3 227H5V228H2V230L4 229H8V227L10 226V224H9V226L8 225H6ZM32 224H33V222H32ZM39 224V225H40ZM112 224V225H111ZM140 225V227L141 228H139V225ZM142 224H144V226L142 225ZM247 224H248V226L249 227H247ZM257 224V223H256ZM255 224V225H256ZM259 224V227H260V222L258 223ZM26 225H28V224H26ZM35 225V229H36V227L39 229L40 228V226L38 225V223H37V226H36V224H34ZM47 225V226H46ZM115 226V227H114ZM162 226V225H161ZM264 226V225H263ZM24 227V231L26 230V228L28 229V232L26 231V232H23L24 234L25 233H28V234H26V235H28V237L27 236H23L22 235V237H25V238H27L26 240L25 239H21L22 240V242H23V240L25 241V243L27 242V244H25V245H29V246H31V245H33L34 246V243L35 244H39V246L41 245V237L40 236H43V235H41L39 232H40V230H38V229H36V230H38L37 232H38V234L40 235H36V236H38L36 239H35V237H32V235H31V232H32V229H33V231H35L34 230V226L32 227V229H29L27 226H23ZM26 227V228H25ZM30 227V226H29ZM111 227V228H112ZM119 227V228H118ZM128 227V226H127ZM136 227H138L136 230H133L134 228H136ZM152 229H151V228ZM215 227V226H214ZM256 227V226H255ZM131 228H133V229H131ZM150 228V229H149ZM154 228V229H153ZM222 228V227H221ZM118 229H120V231L118 230ZM149 229V230H148ZM218 228H216V230H217ZM255 229H258V227L257 228H255ZM2 230H0V231H2ZM41 230H42V228H41ZM43 230H45V229H43ZM50 230V229H49ZM124 230L121 232L122 234H124L123 232H124ZM150 230H151V232H150ZM220 230V229H219ZM90 231V232H89ZM215 231V232H214ZM93 232V231H92ZM107 232V233H108ZM140 232H142V233H140ZM213 232L214 233H216V232H218V234H214L215 236L216 235H221L222 237H223V235H227V234H229L230 236H231V234L233 235V236H231V237H233V238H231L232 239V242H231V239H230V241L228 242V243H226V241H227V239L225 240V244L224 245H220L219 246V250H218V252H217V254H216V250H215V252L213 253V252H210V256L208 255L209 254V252L207 253V251L205 250L206 248H205V246H206V244L207 243H209V242H211L212 240H213ZM227 232V233H226ZM5 233V232H4ZM7 233V232H6ZM45 233V232H44ZM49 233H51V232H49ZM97 233V232H96ZM101 233V232H100ZM156 233V232H155ZM162 233V234H163ZM231 233V234H230ZM258 233H259V231H258ZM8 234V233H7ZM33 234V233H32ZM150 234V235H149ZM154 234V233H153ZM162 234H160V235H162ZM260 234V233H259ZM262 234H264V233H262ZM2 235V234H1ZM0 235V236H1ZM35 235V233L33 234V236ZM52 235V234H51ZM57 235H55V236H57ZM96 235V234H95ZM98 235V234H97ZM111 237H110V236ZM3 236V235H2ZM94 236V235H93ZM92 236V237H93ZM124 236V237H125ZM156 236V235H155ZM259 236H261V235H259ZM5 237H6V235H5ZM8 237V236H7ZM4 238V237H1V239H0V243L2 244L3 242H5V240H8V238ZM51 237H53V236H51ZM57 237V238H58ZM87 237V236H86ZM85 237V238H86ZM99 237V236H98ZM97 237V238H98ZM154 237V236H153ZM218 237V236H217ZM263 237V236H262ZM85 238H83L84 240H85ZM104 238V237H103ZM155 238V237H154ZM244 238V240H242ZM264 238V237H263ZM2 239H4V241L2 240ZM35 239V240H34ZM40 241H39V240ZM89 239V238H88ZM127 239V240H126ZM52 240V239H51ZM53 240H54V238H53ZM95 240V239H94ZM220 240V239H219ZM242 240V241H241ZM56 241V240H55ZM124 241V242H123ZM221 241V240H220ZM7 242H9V243H11L9 240L7 241ZM29 242V243H28ZM38 242V243H37ZM213 242V241H212ZM216 242V241H215ZM244 243V242H243ZM14 244V243H13ZM24 244V243H23ZM77 244H79V243H77ZM240 244V245H239ZM5 245V244H4ZM7 245H9V244H7ZM7 245H5V246H7ZM52 245H54V244H52ZM57 245V244H56ZM243 245V244H242ZM2 247H3V244L1 245ZM38 246V245H37ZM38 246V247H39ZM224 246V247H223ZM243 246H245V243H244V245ZM1 247V248H2ZM49 247H51V246H49ZM76 247H77V245H76ZM93 247V246H92ZM151 247V248H150ZM218 247V246H217ZM32 248V247H31ZM35 248H36V246H35ZM99 248H101V249H99ZM33 249V248H32ZM55 249V248H54ZM145 249V250H144ZM147 249H149V250H147ZM215 249V248H214ZM77 250V249H76ZM92 250V249H91ZM102 251H101V253H102ZM136 251H139L140 253H135ZM246 251V250H245ZM264 251V250H263ZM53 252H55V251H53ZM56 252H57V250H56ZM142 252V253H143ZM149 252V253H148ZM162 252L164 253V255H162ZM241 252V251H240ZM243 252V251H242ZM25 253V252H24ZM90 253V252H89ZM93 253V252H92ZM91 253V254H92ZM134 254L135 253V255L138 257H136L137 258V260L135 261L133 258V261H128L127 260V258H129L130 256L129 255H131V254ZM179 253V256L181 255ZM212 253V254H211ZM247 253V252H246ZM21 254H23V253H21ZM20 254V255H21ZM76 254V253H75ZM88 254V253H87ZM95 254H97V252L95 253ZM147 254V255H146ZM208 256H207V255ZM261 254V253H260ZM55 255V254H54ZM89 255V254H88ZM88 255H85V256H77V255H75V256H77V257H75V260L76 259H78V257H79V260L80 261H82V262H85V263H87V264H89V262H90V264H91V262L93 261L94 262V264L96 263L95 261H98L96 258H94V257H92L91 255V257L90 256H88ZM93 255V254H92ZM105 255V254H104ZM178 255V254H177ZM188 255V256H189ZM211 255H215L214 257L213 256H211ZM240 255H242V254H240ZM244 255V254H243ZM242 255V256H243ZM248 255V256H247ZM264 255V254H263ZM15 256H17V255H15ZM15 256H13L14 258H15ZM23 256V255H22ZM21 256V257H22ZM101 256V255H100ZM103 256V255H102ZM109 256V255H108ZM141 256V255H140ZM250 256V257H249ZM252 256H254V255H252ZM261 256H262V254H261ZM18 257V256H17ZM21 257H18V258H15V259H13L9 264H22V262L24 263V264H33V260H34V257H33V254L31 253V252H29V253H26V255H24L23 256V259L21 258ZM43 257H45V256H43ZM71 257V256H70ZM186 257V259H185V261L186 262H183L182 264H188V263H190V261H192V263L191 264H193L194 262H193V260L192 259H190V258H188L187 259V256H185ZM259 257V256H258ZM104 258V257H103ZM102 258V259H103ZM106 258H108V257H106ZM141 258H139V259H141ZM242 258V257H241ZM240 258V260H243V263L242 264H256V262H257V260H258V258H257V256H256V258H257V260H256V258L255 257H252L251 258V255H249V253L248 254H246L245 256H243V259H241ZM251 258V259H250ZM46 259H48V258H46L45 257V259H43V261H44V264L45 263H47V261H46ZM68 259V258H67ZM72 259H73V256H72ZM172 259V258H171ZM48 260V261H49ZM70 258H69V262H70ZM75 260H74V262H75ZM95 260V261H94ZM108 260V259H107ZM182 260V259H181ZM199 260V262H197ZM218 260H219V262H218ZM46 261V262H45ZM68 261V260H67ZM104 261H106V260H104ZM239 261V262H238ZM256 261V262H255ZM74 262H72V260H71V263L72 264H74ZM78 262V261H77ZM93 262H92V264H93ZM201 262V263H200ZM43 263V262H42ZM51 263V262H50ZM70 263V264H71ZM100 263V262H99ZM108 263V262H107ZM169 263V262H168ZM241 263V262H240ZM239 263V264H240ZM8 264V263H7ZM35 264H37V263H35ZM39 264V263H38ZM48 264V263H47ZM102 264V263H101ZM139 264H141V261H140V263ZM195 264V263H194ZM257 264H264V256L262 257V259H259V262H257Z\"/></svg>",
	"mask_w": 264,
	"mask_h": 264
},
{
	"label": "rangeland",
	"instance_id": "obj_2",
	"mask_svg": "<svg viewBox=\"0 0 264 264\" xmlns=\"http://www.w3.org/2000/svg\"><path fill=\"white\" fill-rule=\"evenodd\" d=\"M15 0H4V2L1 0V3H0V6L2 7H0V9L2 10H0L1 11V13L3 12V9L5 10V11H7V10H9V9H12L11 7L12 6H15V5H12L13 3L14 4H16V2H14ZM36 0H34L33 2H35ZM47 1V0H46ZM50 0H48V2H49ZM57 1V0H56ZM186 1L187 0H183V2L182 1H179V0H172L171 2L168 0L167 2L169 3H165L164 5H163V8H161L160 9V12L158 11L157 13H159V15L156 17V18H162V19H164V18H169L170 20H168L169 22L170 21H172L171 20V18L170 17H173L174 15H176L177 14V11H178V9H179V6H180V2L182 3V4H184V3H186ZM3 2V3H2ZM18 2H20L19 0H18ZM37 2L38 3H36V4H45V6L43 7L42 5V7H40L39 5V9H44V8H46V11L47 10H49L50 8H56V10L58 11V15H56V17H53L54 18V20H53V22H50L53 26H50V25H48V26H50V28L52 27H54L56 30H60L59 31V33H61V31H63V32H66V37H67V35L69 36L70 35V37H67L66 38V40H63L62 42L60 41L59 43H55L56 41H58L56 38L55 39H52V38H50V40H44V39H42V37L40 36V34L42 33V30L44 29V27H47V26H44V24L46 23V22H49V19H48V14L45 12V9H44V12L46 13H44L43 12V10H42V12H40L41 13V16H40V14H38L37 15V20H35L33 23H32V25L27 29V32H25V34L23 33V34H19V35H15L16 34V30L14 29V36L13 37H9V39L11 38V39H13V40H15V41H13V40H7V42H6V40H5V42H1V41H3V40H0V55H4L5 56V54H7L8 52V54H7V58L9 59V58H11V57H9V56H12L11 54H14V53H16V50H15V48L17 47V48H21L20 50H21V52L19 51V49L17 50V51H19V54L17 55V59L15 58V59H13L14 61H12V60H5V57L1 60L2 62H3V60H4V62H6V64H4V67L2 66V68L0 69V87H2L3 85H4V87H2V89L4 88V90H2L3 92L2 93H5L4 95L3 94H0V165H4V164H6V163H10L12 160H14V161H16L17 160V156H19L20 157V155L22 154V152L24 151L25 153H23V154H35V152H36V155L38 156V160H40V161H37L36 162V164L34 165V167H32V170H29V173L27 172V171H24L23 169L22 170H20V172L19 171H17V172H19V173H16V174H9L7 171V173L5 172L4 173V171L5 170H3V169H5V168H2V167H5L6 165H4V166H2V167H0L1 169H2V171L3 172H1L0 173V182H1V184L2 183H4V186H5V182L6 183H9L11 180H13L12 182H10L9 184H12L14 181H17L16 183H20L19 185H20V189L18 190V195H16V196H18V198H16L15 197V200L13 199V200H11L13 203H14V205H13V203L10 201V202H6L7 204H6V207H5V209H4V211H3V214H5V216H3V217H5L4 219H1V220H5V222H3V221H1L0 220V222H2V224H0V230H2V228H5V227H3L2 225L5 223H8V224H6V225H8L9 226V224L11 225V224H13V222L12 221H15V222H17V220H18V222H20V223H22V225L23 226H27L29 229H32V227L34 226V230L35 231H33V229H32V232H31V235H32V237H35L36 235H39L38 234V230H40V234L41 235H43V236H40L41 237V244H42V241H45V240H47L48 241V244H47V247H41V245L39 246V244H35L34 243V246L33 245H31V246H29V245H25V244H27V242L25 243V241L23 240V242H22V247L20 248V250L19 251H17V249H16V246H15V244H13V242H11V243H9V242H7L8 240H5V242H3L2 244H3V247L1 246L2 244L0 243V264H9L13 259H15V258H18V257H21L22 255L24 256V255H26V253H29V252H31L32 254H33V257H34V262H33V264H35V263H39V264H44V261H43V259H45V257L46 258H48V259H46V261H47V263L48 264H54L53 262H55V260H56V258H57V254H58V244H59V242H60V240H61V237H58V235L53 231L54 230V226H53V224H51V223H49V224H51V227L52 228H49L50 227V225L49 224H47V225H49L48 226V228L50 229H47V227H45V222L43 223L42 221H45V220H42L43 218L42 217H44L43 215L41 216V214H42V209H43V207H42V205H44L45 207H46V209H45V211H43V213H45L46 212V210L52 205V204H54L53 202H55L56 200H58V199H55V201H52V200H54L53 198H55L56 196H58L59 197V195H60V193L61 192H64L63 190L65 189H67V191H70V189L72 190V192L75 194L76 192V194L77 195H80V196H77L76 194L74 195H72V196H74V197H72V199H74L73 200V203H72V205L73 204H78L79 202L81 203L83 200H85L86 198H89V197H87V196H89L88 195V193L90 192L89 190L91 189V187L90 186H92L93 185V177L92 176H94L95 177V175H97L98 177H102V175L104 174V176L105 177H103V178H106V181L107 180H109V181H112V179H113V176H114V179H116V180H113V183H116L115 184V186L114 187H111L110 188V190H108L107 191V193L105 194V195H107V196H105L104 197V201H103V203L105 204H102L103 206L102 207H105L106 206V208H104L103 209V211H101L102 212V214H104L103 212H105V214L106 215H108V216H106V217H109V213H108V211H110V209L107 211V206H109V207H111L112 206V200H111V197L110 196H112V198H113V200H114V197H115V195H117V196H120L119 195V193L121 194V198L120 199H122V198H127V196H125V193H126V191H125V189L127 188L128 190V192L126 193V195L127 194H130V196L131 197H133V196H135L136 194L138 195V193H140V192H143V191H146L148 188H151L149 185L152 183V182H154V183H156V185H157V183L159 184V182H160V178L162 177V171H169V168H171V170H176V169H172L173 167H176V159L178 160V158H177V156H179L180 157V155L182 154V152H183V154L185 153V151H187V152H189V153H187L188 155L189 154H191L190 156V160H191V158H192V155H194L193 156V158H192V160L193 159H195V160H197V162H199V163H201L202 164V160H203V162H205L204 161V159L206 158V157H208L207 155L208 154H210L211 156H212V159L214 158V160L216 161H214L213 163L215 164H218V163H220V162H222V161H225V160H227L228 162V164L229 165H231V167H233L232 168V170H231V173H232V176H233V174H234V176L235 177H237V176H243V174L241 175V172L240 171H243V169H240V167H239V169L237 170V166H236V163L237 164H241V163H239V162H237V161H239L240 160V162H242L241 160H244V161H247L248 162V160H249V157H250V153H249V150H250V148L252 147V143L250 142V140H253V142H256L254 145H255V150H253L254 151V153H252V154H255L257 151H256V149H257V147L260 149H262V153H261V151L259 152V154L261 155V154H263L264 153V130L262 131L261 130V127H263V129H264V126L263 125H259V126H261V127H259V129L260 130H258V127H257V130L259 131H257V132H254V130L256 131V127H253L254 129H252L251 130V133H247L248 131L246 130H242V132L243 131H245L246 133H244V135L246 134L247 136L245 137V136H243V133H242V135L241 134H239V136H241V138H242V141H243V137L245 138V144L243 145H241V146H233V145H231V143L232 142H228V143H230L229 144V146H224V147H226V148H224L223 147V149H222V147H221V149L222 150H220L218 147H217V142L218 141H220V140H218V139H220L221 137H223V135H231L230 133L231 132H233V131H231V129H229L228 130V127L231 125L230 123V121H232V120H230L231 118H230V116H231V114L234 116V115H236L237 116V114H241L240 112H244V110H241V109H239V108H236L235 106H234V104L232 103L231 104V106L228 108V110H229V116H227L228 118H223V119H225V122H224V124H225V126H224V128H225V130H227L226 132H225V130L223 131V133H221V132H219V131H217V128H215V126L216 125H218V121H220L221 119H219V118H217V115H216V118H215V116H214V118H212V117H209L210 115H211V112H216V113H218V112H220V110H222V109H219V108H221L222 106H224V104L225 103H227V98H231L232 96H234V95H232L231 96V92L230 93H228L227 92V90L225 89V86H227V85H231V83L232 84H237V83H239V84H241V86L240 85H237L238 86V90H237V92L242 88L243 89V85H242V82H241V80L239 81V79H241L240 77H237V75L235 76V75H232V76H228L227 74H225L226 75V77H224V78H222V76L220 77V78H222V79H219V77L217 78V79H215V82L216 83H218L217 84V86L216 87H218L219 85H220V82H222L223 84H221V86H223L224 85V87H221L220 86V88L218 87V88H215L216 90H214L212 93H210L209 95H207L205 98H200L201 100H203L202 102H199V101H201V100H199L198 98H199V94L198 93H200V92H198V91H195V87H194V85H193V83H191V82H186L185 84H183L184 86H183V91L184 92H186L185 94H181V96H184L185 95V97H189V98H187L185 101L183 100V102H180V104H179V111L178 112H180L181 113V116H179L180 118L182 117H186V118H188L187 116H189V115H191V113L193 114V112H194V110H197V109H200V111H198V112H201V114H200V117H199V119L197 120V118H196V120H195V122H189V123H186L185 125H184V127L183 128H181L179 131H176L177 133H175V134H170V133H167L168 135H166L165 133V137H164V134L163 135H161L158 139L160 140H157V143L159 144V145H156L157 143H155V144H153V146H155L156 145V147H155V149H157L156 150V157L158 158H156L155 160L157 161H155L154 160V162L151 164V167H150V169H145V168H140L139 170H138V172H136V175H134V179L133 180H131V181H125V178H123V176H124V170H125V168H126V166H125V168H122L124 165H121V164H123V163H121V159H122V162H124V164L125 165H127L128 164V162H131V160H133L134 158H133V156H132V158L133 159H131L130 161H128L127 160V164L125 163V159H124V157L125 158H127L128 156H129V152L128 151H132V149L134 148L131 144H136L135 143V140L137 139L136 137H141V136H143V137H145L146 136V134H151V130H152V133L154 132V127L156 128V127H159L160 126V129H161V127H164V129L166 128V124H162V122H159V120H158V115L160 114V116L162 115V112H163V110H164V106H162L163 104H165V103H163L162 102V104L160 105V104H158V105H152L151 107L152 108H150V110H149V120H148V118H147V120H145V121H143V120H138V121H136V122H133V118H134V114H135V111L138 109L137 107H136V105H134V106H130V104H128L127 106H126V103H124V104H122L123 102L121 101L122 100V97L123 96H121V98H120V95H123L125 92H126V81L128 80V78H131V76L132 77H134V76H136V74L137 73H139V70L140 69H143V68H147L146 70H150V69H152V70H155V71H153L154 73H156L157 74V72L156 71H160V69H158V67H157V70H156V67L155 66H157L156 65V63H157V59H156V57L153 55L150 59H148V60H146L145 62L142 60V58L144 57L145 58V56H143V54L142 53H140L139 52V50L138 51H136V53L135 52H133V54H130L128 57H126V59H124L122 62H121V64H119L117 67H116V69L114 70V73H112V74H108L107 76H106V73H105V71L104 70H106V68L104 69V67L106 66V67H108V65H109V68H110V66L112 65H114L115 63H116V61H117V59H118V52H117V48L116 47H120L119 45H124L123 43H126V42H133V40H134V38H135V34H134V30L132 31V27H134L133 29H135L136 30V28H135V25H139V23L142 21V18L139 16H136L135 14L132 16V17H130V19L129 20H126V19H121V20H112L111 21V23H110V27L112 28H110L112 31H113V33H116V35L118 36L119 34H121L120 36H122L123 35V38L121 39V37L119 36V38L121 39V40H124L123 42L121 41V40H116L117 42H114L113 40L114 39H116V35H114V37L115 38H113V35L111 36L112 37V41L110 42L109 41V43H111V47L109 46V47H107V49H103V50H97V51H93V52H91L90 53V55H89V57H88V59L86 58V62H87V64H84V63H86L85 62V60L84 61H81V60H83V59H81V57H79V55H78V49L75 47V50H77V51H75L74 50V46H72V45H76V41H75V39L77 38V35L79 34H77V28L75 27V23H76V19H77V17H72L71 19H73V20H70V21H68L67 23L66 22H64L63 21V13L64 14H66V11L63 9V7L61 8H58V7H56V5L53 3V1L51 2L50 1V3H46L45 1H44V3H43V1L42 0H37ZM57 4H59L58 2H56ZM61 4V3H60ZM60 4H59V6H60ZM168 4V5H167ZM224 4H226L225 2H216V3H214L213 4V11H214V9L217 7V6H222L223 7V5ZM186 5V4H185ZM188 5V4H187ZM186 5V8H188V6ZM36 6V5H35ZM79 6V5H78ZM81 6V5H80ZM33 8H34V3H33V6H32ZM49 7V8H48ZM184 7V6H183ZM6 8H8L7 10H6ZM48 8V9H47ZM82 8V7H81ZM182 8V7H181ZM221 8V7H220ZM183 9H185V7L183 8ZM55 10V11H56ZM77 10V9H76ZM83 10H85V8H83ZM182 10V9H181ZM180 10V11H181ZM50 11H52V9L50 10ZM50 11H48V12H50ZM59 11H60V13H59ZM82 11V10H81ZM185 11V10H184ZM39 12V11H38ZM37 12V13H38ZM206 12V11H205ZM211 11H209V12H206V13H204V12H200V14L198 15V17H197V21H196V23L194 24L195 25V27H196V29H197V27L198 28H202V26L203 25H205V23L206 22H208L209 23V21L211 20V18L213 17V15L210 13ZM82 13V12H81ZM202 13V14H201ZM3 14V13H2ZM1 14V15H2ZM75 14V13H74ZM47 15V16H46ZM79 15H81V14H79ZM157 15V14H156ZM179 14H177V16H178ZM66 16V15H65ZM64 16V17H65ZM73 16V15H72ZM77 16V15H76ZM80 17V16H79ZM1 18V17H0ZM1 19H3V17L1 18ZM80 19V18H79ZM100 19H101V17L99 18V20H97V22H92V23H88V22H84V27H83V30H84V34H87L86 35V37L88 36V37H90L89 35H92L93 37L95 36H97L98 35V33H99V28H100ZM174 19H176V17L174 18L173 17V21H174ZM156 20V19H155ZM158 20V19H157ZM164 20H166V19H164ZM73 21V22H72ZM91 21V20H90ZM148 21V20H147ZM159 21V20H158ZM167 21V22H168ZM2 22V21H1ZM3 22H4V20H3ZM81 22V21H80ZM79 22V23H80ZM104 22V21H103ZM102 22V23H103ZM153 22V21H152ZM152 22H150V23H152ZM50 23H48V24H50ZM77 23H78V20H77ZM76 23V24H77ZM78 23V24H79ZM147 23V22H146ZM160 23V22H159ZM158 23V24H159ZM170 23H172V22H170ZM2 24V23H1ZM81 24H82V22H81ZM148 24V23H147ZM158 24L156 23V24H153L152 23V26H158ZM161 24V23H160ZM207 24V23H206ZM239 24V23H238ZM46 25V24H45ZM151 25V24H150ZM44 26V27H43ZM76 26H78V25H76ZM83 26V25H82ZM145 26H147L146 24H145ZM239 26V25H238ZM237 26V27H238ZM148 27H151V26H148ZM147 27V28H148ZM194 27V26H193ZM43 28V29H42ZM51 28V31L53 30ZM233 28H235V27H233L232 26V28L231 29H229L228 31H231ZM241 28V27H240ZM55 30V31H56ZM81 30V29H80ZM143 31L144 30H148V29H142ZM199 30H201V29H199ZM238 30V29H237ZM58 31H56L57 33H58ZM82 31V30H81ZM232 31H236V29L234 30H232ZM41 32V33H40ZM54 32V31H53ZM52 32V33H53ZM54 33L55 35L57 34V33ZM98 32V33H97ZM239 32V31H238ZM11 33H13V30L11 31ZM81 33H83V32H80V34ZM113 33H111V34H113ZM119 33V34H118ZM123 33V34H122ZM141 33V32H140ZM143 33H146V32H143ZM61 34H63V33H61ZM77 34V35H76ZM95 34V35H94ZM232 34V33H231ZM238 34V33H237ZM139 35V34H138ZM144 35H146V34H144ZM228 35V36H227ZM12 36V35H11ZM16 36V37H15ZM224 37H221V40L220 39H218L217 41H221V46L219 45V47H221L222 48V46H223V49L225 50V52H226V50H228L229 48H227V49H225L226 48V45L228 46V44L229 43H231L230 41V39H231V36H230V33L228 34V33H226V35L224 34L223 35ZM225 36H227V37H225ZM38 37H40V38H38ZM82 37H84L83 35H82ZM111 37H110V39H111ZM233 37H234V35H233ZM16 38V39H15ZM19 38V39H18ZM68 38L69 39H71V40H69V41H67L68 40ZM81 38V37H80ZM118 38V37H117ZM118 38V39H119ZM229 38V39H228ZM45 39H47V38H45ZM73 39H74V41H75V44H71V43H74L73 42ZM139 39H141L140 37H139ZM56 40V41H55ZM77 40V39H76ZM130 40V41H129ZM138 40V39H137ZM142 40V39H141ZM230 40V41H229ZM16 41H17V43H19L20 41V45L19 44H17L16 43ZM67 41V42H66ZM118 41H121L122 42V44H120L121 42H119L118 43ZM215 41V40H214ZM24 42V43H23ZM54 42V43H53ZM184 42V41H183ZM182 41H181V44L183 43ZM206 42L207 41H205L204 42V46L205 47H203L202 46V49L204 50H206L207 49V47H209L208 49H210V48H212V49H210V50H213L214 51V47L215 46H217V44L216 43H207L206 44ZM210 42H212V41H210ZM112 43H117V45L116 44H112ZM219 43V42H218ZM16 44V45H15ZM185 44L186 43H184L183 44V46H185ZM15 45V46H14ZM69 45H71V49L72 50H69L68 49V47H69ZM178 45V43H177V41H176V46ZM18 46H22V47H18ZM175 46V47H176ZM181 46V45H180ZM256 46H258L257 44H256ZM256 46H254V45H252V49H254L253 50V52L255 51V50H257V48L259 47H256ZM29 47V48H28ZM219 47L217 48V47H215V48H217V49H219ZM12 48H14L13 50H12ZM260 48V47H259ZM261 48H262V50H259L260 52L261 51H264L263 49V47L261 46ZM23 49V50H22ZM201 49V48H200ZM69 50V51H68ZM75 51V53H73V54H75L76 55V58L77 59H75V57H73L72 56V52H74ZM154 50V49H153ZM222 50V49H221ZM13 51V52H12ZM67 51H68V53H67ZM72 51V52H71ZM258 51V52H259ZM76 52H78L77 54H76ZM155 52V54L156 53H159V54H162L163 52L160 50H155L154 51ZM201 52V51H200ZM205 52H207V51H205ZM227 52H229V50L227 51ZM232 52V51H231ZM256 53H257V51H255ZM21 53V54H20ZM70 53V55L74 58H71V59H73V61H75L76 62V64H75V62H74V64L76 65H73L74 66V68L73 69H71V71L70 70H68V72H70V75H68L69 77H67L66 75H64V81H66V84H67V82H68V84L67 85H65V90L61 93L62 94V96H61V94H59L58 95V97H60V99L59 98H57V96H56V98H53L52 97V90L54 89V86H52V83H51V86H50V83L49 84H47L45 87H43V89H44V91L43 90H40V93H41V95H40V93H39V96L38 95H31V96H29V97H27L26 98V100H25V102L23 101V104H22V108H24V109H22V112H24V113H20V115H18V113L16 114V113H8V111H11V110H5V108H3L4 106H5V104H6V109H8V108H10V107H8V105L9 104H11L10 103V101L11 100H13V99H9V98H11V96H12V94H17L16 93V91H19V89L23 86L22 84H25V83H27V81H31V80H34L33 82H35V78L37 77L38 79L40 78V76L42 77V75H43V73L44 72H46L47 74L49 73V74H57V73H55V72H57L58 71V69H60V67H62L61 65H60V63L61 62H63L64 61V63H65V61H66V59L65 60H62V58H65V57H67V56H64V55H66V54H69ZM151 53H153V51L151 52ZM199 52H197V54H198ZM202 53V52H201ZM200 53V54H201ZM230 53V52H229ZM10 54V55H9ZM61 54V55H60ZM196 54V55H197ZM206 53H203V54H201L200 55V57L199 58H195V57H193V58H195V61L193 60L192 62L194 63H199L198 64V66L199 65H202L203 64V61H204V57H206L207 55H205ZM208 54V56H209V52L207 53ZM232 53H230L229 55H231ZM261 54H262V52L259 54V56H261ZM9 55V56H8ZM64 57H63V56ZM195 55V54H194ZM195 55V56H196ZM256 55V54H255ZM143 56V57H142ZM163 56V55H162ZM198 56V55H197ZM196 56V57H197ZM149 57V56H148ZM210 57V56H209ZM209 57H207L208 59H209ZM1 58V57H0ZM260 58V57H259ZM255 59V58H254ZM207 60V59H206ZM256 60V59H255ZM257 60H259V59H257ZM78 61H79V63H78ZM159 61V60H158ZM197 61V62H196ZM252 61V60H251ZM82 62V63H81ZM84 62V63H83ZM191 62V63H192ZM257 62V61H256ZM256 62H254L255 64H256ZM81 63V64H80ZM189 64V66L190 65H192V66H194L193 65V63L192 64ZM205 63H206V61H205ZM205 63L203 64V65H205ZM241 63V62H240ZM244 63V61L241 63V65H245V63ZM249 63V62H248ZM254 63H252V64H254ZM258 63V62H257ZM60 65V66H59ZM105 65V66H104ZM203 65H202V67H203ZM233 65V64H232ZM231 65V63H230V66H232ZM63 66H65L64 64H63ZM188 66V67H189ZM197 66V65H196ZM195 66V67H196ZM197 66V67H198ZM243 66H239L238 68H239V70H240V72L241 71H243ZM252 66V65H251ZM185 67V66H184ZM191 67V66H190ZM240 67H241V69H240ZM245 67V66H244ZM252 67H255V66H252ZM63 68V67H62ZM66 68V67H65ZM67 68H71V67H67ZM194 68V67H193ZM179 69V68H178ZM181 69V70H180ZM179 70H178V73L180 74V75H184V73L186 72V70L185 69H187V71L188 72H190L189 71V69L187 68V66L183 69L182 67L180 68ZM196 69V68H195ZM195 69H193L192 70V68L190 69V70H192L191 72H195L196 73V71L197 70H199V68L195 71ZM61 70V69H60ZM59 70V71H60ZM63 70V69H62ZM144 70V69H143ZM145 70V71H146ZM146 71V72H150V71ZM65 71H67V70H65ZM65 71L62 73V74H64L65 73ZM141 71V70H140ZM145 71H144V73H145ZM158 71V72H159ZM181 73H180V72ZM163 72V71H162ZM42 73V75H40ZM60 74H61V72H59ZM58 73V74H59ZM143 73V72H142ZM45 74V73H44ZM65 74H68V73H65ZM160 74V73H159ZM159 74H157V75H159ZM178 74V75H179ZM240 74V73H239ZM238 74V75H239ZM241 74H243L242 72H241ZM185 75H187L188 76V73L186 74L185 73ZM39 76V77H38ZM53 76V75H52ZM57 76V75H56ZM107 77V78H105V81L103 80V81H101L100 83H98L99 81H98V79L100 80V78H103V77ZM138 76V75H137ZM159 76H162L161 74L159 75ZM240 76V75H239ZM86 77V79H85V81L88 79V81H90V77H91V82L88 84V83H82V81H83V79ZM181 77V76H180ZM190 77H192V76H189V78ZM242 77V76H241ZM36 78V79H37ZM37 79V80H38ZM261 79H263V78H261ZM36 80V81H37ZM82 80V81H81ZM94 80V81H93ZM97 82H96V81ZM218 80V81H217ZM129 81V80H128ZM264 81V80H263ZM84 82V81H83ZM97 83V84H95V83ZM102 82H103V84H102ZM169 82V81H168ZM215 82H213L214 83V86L213 87H215ZM171 83V82H170ZM70 84V85H69ZM81 84H83V85H81ZM99 84V85H98ZM102 84V85H101ZM125 84V85H124ZM172 84V83H171ZM234 84V85H235ZM49 85V86H48ZM86 85V86H85ZM167 85H169L168 83L166 84L165 83V88H166V86ZM69 86V87H68ZM171 86V85H170ZM170 86H168V87H170ZM53 87V88H52ZM239 87H240V89H239ZM45 88H47V90L45 89ZM230 88H233L232 86L230 87ZM51 89V90H50ZM164 89V88H163ZM167 89V91H163L164 92V94H165V96H166V92H168V88H166ZM234 89V88H233ZM233 89H232V91H233ZM236 89V88H235ZM196 90H198V88L196 89ZM230 90V89H229ZM183 91L181 90V92L183 93ZM212 91V90H211ZM231 91V90H230ZM78 92V93H77ZM162 92V91H161ZM161 92H159L160 94H161ZM198 92V93H197ZM9 93V94H8ZM77 93V94H76ZM81 93V94H80ZM83 93V94H82ZM102 93V98H100V101L99 102H97L95 105H93V107H92V105H90L91 103L90 102H86V103H81V104H78V99L81 97V95H90L89 96V98H93V96H95V95H97V94H99V95H97L98 97H101L100 96V94ZM49 94V95H48ZM51 94V95H50ZM95 94V95H94ZM159 94V95H160ZM189 95V96H186V95ZM229 94V95H228ZM235 94V93H234ZM11 95V96H10ZM64 95V96H63ZM76 95V96H75ZM80 95V97H77V96H79ZM91 95H92V97H91ZM162 95V94H161ZM32 96H34V97H32ZM66 96V97H65ZM165 96H163L164 98H165ZM191 96H194L195 98H191ZM231 96V97H230ZM236 96H237V94H236ZM9 97V98H8ZM63 97V99L61 100V98ZM74 98V99H71V98ZM88 97V96H87ZM105 97V98H104ZM168 97V96H167ZM185 97H184V99H185ZM12 98H13V96H12ZM68 98V99H67ZM77 98V99H76ZM97 98V97H96ZM118 98H120V100L118 99ZM183 98V97H182ZM236 97H234V98H231V99H235ZM8 99H9V102H8ZM57 99V100H56ZM101 99H102V101H101ZM103 99L105 100V101H103ZM167 99V98H166ZM193 99H195V100H193ZM230 99V100H231ZM51 100H53V101H51ZM76 100V101H75ZM119 100V101H118ZM237 100V99H236ZM46 101H47V103H46ZM117 101H118V103H117ZM233 101V100H232ZM7 102H8V105H7ZM54 102H55V104H54ZM101 102V103H100ZM49 103V105L51 106H49L48 105V107H50V108H47L46 107V105ZM99 103V104H98ZM103 103V104H102ZM119 103H121V104H119ZM168 103V102H167ZM167 103L165 104V105H167ZM46 104V105H45ZM75 104V105H74ZM83 104V105H82ZM87 104V105H86ZM102 104V105H101ZM117 104H118V106H117ZM223 104V105H222ZM45 105V106H44ZM97 105H99V106H97ZM119 105L120 106H123V107H119ZM230 105V104H229ZM8 107V108H7ZM46 108V109H50V110H43V109H41V108ZM90 107H92V108H90ZM135 108H137V109H135ZM166 108V107H165ZM223 108V107H222ZM226 108V107H225ZM224 108V109H225ZM216 109H218V110H216ZM41 110H43L42 112H41ZM225 110H227V109H225ZM241 110V111H240ZM6 111V112H5ZM45 111V112H44ZM47 111L49 112V113H47ZM138 111V110H137ZM166 111V110H165ZM5 112V113H4ZM134 112V113H133ZM226 112V111H225ZM247 109L245 110V112L243 113V114H247V113H249V112H247ZM38 113V114H37ZM46 113V114H45ZM133 113V114H132ZM180 113L178 114V115H180ZM197 113V112H196ZM17 116H16V115ZM41 115V117H40V115L37 117V116H35V115ZM48 114V115H47ZM82 114H84L83 115V118H85L86 120H88L89 119V117L90 118H92L91 119V122H93V123H88L87 125H90L89 127V129H87V126H86V128H84V129H82L83 131H79V130H76V132H73V134H71L73 137H71L70 135V140H69V142L67 141V144H66V148L68 147V150L66 151V150H64L63 149V141H65L66 142V140H68V138L66 139V137L68 136L67 135V131H61L60 130V133L58 134V131H56V136L59 138H57V137H54L53 136V134H52V138L50 137L49 138V140H47L45 137H48L49 136V133H51V131H53L52 129H53V127L52 126H56V125H58V124H56L58 121H62V120H68V119H72V117H75V116H81ZM214 114V113H213ZM242 114V115H243ZM89 115V117H86V116H88ZM226 115V114H225ZM247 115H249V114H247ZM246 115V118H245V116L243 117L242 116V118L243 119H247V116ZM19 116V117H18ZM28 116V117H27ZM35 116V117H34ZM49 116V117H48ZM220 117L222 116V115H219ZM235 116V117H236ZM26 119H25V118ZM31 117H32V119H31ZM38 119H37V118ZM46 117V118H45ZM70 117V118H69ZM129 117H130V120H129ZM232 117V116H231ZM238 117V116H237ZM236 117V118H237ZM23 118V119H22ZM34 118V119H33ZM39 118H41V120L39 119ZM44 118V119H43ZM68 118V119H67ZM88 118V119H87ZM179 118V119H180ZM182 118H181V120H182ZM210 118H212L213 120L210 122ZM242 118H239V120L240 119H242ZM17 119V120H16ZM19 119V120H18ZM157 119V120H156ZM175 119H176V117H175ZM235 119V118H234ZM233 119V120H234ZM243 119H242V121H243ZM34 120V123H35V121H37L38 120V122H42V123H37L36 122V126H37V129L36 130H38L37 131V134H38V136H37V138L35 139L36 141H37V139H38V142H39V138H40V136H41V134L43 135H45L46 134V136L44 137L45 139H46V142H47V144H45L46 142L45 141H43V139L44 138H42L41 140L44 142V143H39L38 144V142H35V140H34V142H32L31 141V143H29L30 141H28V142H26V140H23V141H25L24 143H23V141H18L17 142V144L16 143H12V144H6L4 141H5V134H7L6 132H8V130H10V128L11 129H13L10 125H12V126H14L15 127V125L18 123V122H20V121H25V122H30V121H33ZM239 120H235L236 122L237 121H239ZM18 121V122H17ZM89 121H90V119H89ZM88 121V122H89ZM123 121V122H122ZM131 123H130V122ZM143 121V122H142ZM174 121V120H173ZM222 122H223V120H221ZM220 121V122H221ZM28 122V123H29ZM45 122V123H44ZM64 122V121H63ZM126 124H125V123ZM138 122H140V123H138ZM214 122V123H213ZM235 122V123H236ZM241 122V121H240ZM110 123H112V124H122V125H124V128H125V133H126V135H127V137L129 136V138H127V139H131V138H135V139H132V140H130V141H127V143L126 142H124V145H123V142H122V144H121V142L119 143H117V142H115V144H114V142L113 141H111V140H108L107 138H102L101 137V134H102V136H103V134H105V132H104V130H106L107 128H108V125H109V127H110ZM160 123V124H159ZM212 123V124H211ZM42 124V125H41ZM45 124V125H44ZM54 124H56V125H54ZM114 124V125H115ZM215 125L214 127H212V128H209L210 126L209 125ZM230 124V125H229ZM234 124V123H233ZM44 125V126H43ZM49 125H51V126H49ZM92 125V126H91ZM207 125H208V127H207ZM227 125V126H226ZM10 126V127H9ZM43 126V127H42ZM48 126V127H47ZM106 126H107V128H106ZM50 127V128H49ZM217 127V126H216ZM42 128H45L46 129V131H45V129H42ZM48 128L50 129V130H48ZM52 128V129H51ZM106 128V129H105ZM234 128H235V124H234ZM4 129H5V131H4ZM7 129V130H6ZM44 130V132L42 131V130ZM159 129V128H158ZM215 129V130H214ZM1 130H3V131H1ZM157 129H155V131H156ZM232 130H234L233 128H232ZM77 131H78V133L79 134H77ZM252 131H253V133H252ZM42 132V133H41ZM165 132V131H164ZM224 132H225V134H224ZM65 133H66V135H65ZM146 133V134H145ZM40 134V135H39ZM64 136H63V135ZM223 134V135H222ZM43 135V136H44ZM51 135V134H50ZM232 135L234 136L235 134L234 133H232ZM231 135V136H232ZM68 136V137H69ZM101 137L102 139H101V141H103V142H98V140H100V138H98V137ZM105 136V135H104ZM132 136V137H131ZM200 136H202V137H206L205 139H206V142H205V140L203 141V142H201L200 140ZM3 137V138H2ZM61 137V138H60ZM64 137V138H63ZM96 137V138H95ZM56 138V139H55ZM94 138H95V140H94ZM98 138V139H97ZM208 138V139H207ZM232 138V140H233V138L234 137H231ZM44 139V140H45ZM51 139H54L55 141H52ZM104 139H106V141L104 140ZM96 140H97V142H96ZM109 142H108V141ZM207 140H209L208 142H207ZM247 140H249V142L251 143V144H248L249 142H246ZM73 142V143H71V142ZM93 143V147L91 146V148H93L94 150V153H93V157H92V160H91V162H90V160L88 161V163L86 162L85 164H83V166H80V167H78L80 170H81V172H80V170L78 169V168H76V169H71L69 166L70 165H66V167H64L63 169L62 168H60V169H57L56 171L54 170L53 172H52V178H51V180L50 181H48L47 183H46V181L44 180V178H43V169H45V166H47V164L45 165V166H43L42 165V163L43 162H45V160L44 159H47V157L49 158V156H47V155H50V154H52L51 153V151L53 152L55 149H56V147H58V148H61L60 146L62 145V148L61 149H56V150H58L59 151V153H62L61 152V150L63 151V153H64V151H66L64 154H62V155H64L63 157H65L66 158V163H68V160H69V162L71 161H74L77 157H80V155H78L77 153L78 152H74L75 150L76 151H79V152H81L80 154H81V156H82V154L84 153L83 151L85 150V152H87V148L86 149H84V148H82V146L83 145H85V143L88 145L89 143H91V142ZM95 141V142H94ZM50 142V143H49ZM111 142H113V143H111ZM128 142H130V143H128ZM164 143V145L163 144H161V143ZM171 142V143H170ZM187 142V143H186ZM2 143H3V145H2ZM27 143V144H26ZM28 143L30 144V145H28ZM62 143V144H61ZM97 143V144H96ZM117 143V144H116ZM199 143V144H198ZM203 145H202V144ZM213 143H215V145L213 144ZM227 143V144H228ZM19 144V145H18ZM23 146H22V145ZM35 146H34V145ZM37 144V145H36ZM59 144V145H58ZM61 144V145H60ZM70 144V145H69ZM83 144V145H82ZM119 144H120V148H124L125 146H127V147H125L126 149H123V150H120V148H119ZM150 144V143H149ZM217 144V145H216ZM258 146H257V145ZM5 145H6V148H4L5 147ZM16 145H18V146H16ZM27 145V146H26ZM67 145H69V146H73L74 147V151L73 150H69V149H71V147H69V146H67ZM136 145H138V144H136ZM135 145V147H136V149H134V152L136 153V152H138V146H136ZM152 144H150V146H151ZM162 145V146H161ZM186 145V146H185ZM249 145H251V147L249 148L248 146ZM10 146V147H9ZM12 146V147H11ZM26 146V147H25ZM30 146V147H29ZM130 146V147H129ZM132 146V147H131ZM149 145H147V147H148ZM166 147V149L167 148H171V146L174 148V147H176V148H174V149H176L175 151H177L178 149L180 150H178V152H175V151H173L174 149L173 148H171L172 149V151H170V152H173V154H171L170 155V153L169 152H167V151H169V150H166L165 149V147ZM29 147V148H28ZM73 147H72V149H73ZM84 147V146H83ZM86 147H89V145L88 146H86ZM117 149H119L118 151H125V150H127V148H130V150L128 149V151H126L127 152V154H128V156L126 155V154H123V155H121V156H123V157H121V159H119V161L118 160H116V163L114 162V163H112L111 162V165H113L114 164V166H111L110 164H109V162L108 163H105V162H103V161H99L101 158V154H102V152L104 151V149H110V153L111 154H113L114 153V151H115V149L116 148ZM146 147V145L144 146V148ZM152 147V146H151ZM160 147V148H159ZM237 147V148H236ZM22 148V149H21ZM84 149L83 151H82V149ZM169 148V149H170ZM218 148V149H217ZM7 149V150H6ZM9 149V150H8ZM27 149H29V151H27ZM32 149V150H31ZM36 149V150H35ZM39 150V153H38V150ZM79 149H81V150H79ZM89 149V148H88ZM117 149H116V151H117ZM146 149V148H145ZM252 149V148H251ZM22 152H21V151ZM42 150V151H41ZM137 150V151H136ZM152 150V149H151ZM258 150V149H257ZM20 151V152H19ZM57 151V152H58ZM131 151H130V153H131ZM159 151H160V154L157 156V154L159 153ZM252 151V152H253ZM29 152H31V153H29ZM33 152V153H32ZM42 152H44V153H42ZM47 152H50L49 154H47ZM71 152V153H70ZM133 151H132V153L131 154H133V155H135V153H134ZM174 152H175V154H174ZM179 152H181V154L179 155ZM18 153H21L20 155L18 154ZM55 153V152H54ZM53 153V154H54ZM68 153V154H67ZM69 153L71 154V156H69ZM74 153H75V155H74ZM118 153V152H117ZM123 153V152H122ZM125 153V152H124ZM185 153V154H186ZM22 154V155H23ZM43 154V155H42ZM57 154V153H56ZM56 154H54V155H56ZM85 154V153H84ZM99 154V155H98ZM177 154V155H176ZM247 154H249V155H247ZM15 155H17L16 157H15ZM95 155H96V157H95ZM124 155H126V156H124ZM245 155V156H244ZM256 155V154H255ZM255 155H252V156H255ZM45 156V157H44ZM69 156V157H68ZM77 156V157H76ZM109 156H110V154H109ZM108 156V157H109ZM131 156V155H130ZM211 156H209V157H211ZM247 156H248V158H247ZM251 156V157H252ZM257 156V155H256ZM263 156H264V154H263ZM262 156V157H263ZM13 157H15V159L13 158ZM18 157V158H19ZM68 157V158H67ZM95 157V158H94ZM245 157V158H244ZM258 157L260 158V156L258 155ZM74 158V159H73ZM98 160L97 161V163H96V161L94 160ZM110 158V157H109ZM108 158V159H109ZM120 158V157H119ZM128 158H131V157H128ZM127 158V159H128ZM176 158V159H175ZM247 158V159H246ZM255 158H257V157H255ZM258 158V159H259ZM68 159V160H67ZM107 159V160H108ZM212 159H210V160H212ZM252 159V158H251ZM254 159V158H253ZM264 159V158H263ZM263 159L261 160V162L260 163H262V161H263ZM94 160V161H93ZM102 160V159H101ZM199 160V161H198ZM205 160H208V158H206ZM210 160H208V161H210ZM230 160V161H229ZM235 160H236V162H235ZM255 160L256 159H254L253 160V163H252V165L254 164V162H255ZM14 161H12V162H14ZM174 161H176V162H174ZM233 161L235 162L234 164H233ZM250 162H251V160H249ZM257 161V160H256ZM48 162H49V160H48ZM70 162V163H71ZM95 163V165H94V163ZM119 162V164H117ZM196 162V161H195ZM195 162H193V164L195 163ZM250 162H248V163H250ZM258 162H259V160H258ZM264 162V161H263ZM90 163H91V165H90ZM101 164V166L102 167H104V169L100 166V164ZM103 163V164H102ZM105 163V164H104ZM155 163V164H154ZM191 163H192V161H191ZM207 163V162H206ZM223 163V162H222ZM11 164V163H10ZM86 164L87 165H90V166H92V168L91 169H93L96 165H98V168H101L102 169V171L103 172H101V170L100 169H98L97 170V168L95 169L94 168V170H96V172L94 171V170H92L91 171V169H90V171H91V173H93V172H95V174L93 175V174H91L92 176H89V170L88 171H85V172H83L82 170H84V169H89V166L87 167L86 166ZM93 164V165H92ZM173 164H175L174 166H173ZM177 164H179V162L177 163ZM192 164V165H193ZM221 164V163H220ZM220 164H218V165H220ZM243 164H244V162H243ZM258 164V163H257ZM8 165V164H7ZM106 165V166H105ZM115 165H120L119 167V169H118V166H115ZM129 165V164H128ZM127 165V166H128ZM153 165V166H152ZM191 165V166H192ZM218 165H216V166H218ZM234 165V166H233ZM251 165V164H250ZM255 165V164H254ZM253 165V166H254ZM87 168H86V167ZM100 166V167H99ZM189 166H190V164H189ZM190 166V167H191ZM195 166V165H194ZM199 166H202V165H199ZM199 166H198V168H199ZM203 166H204V164H203ZM206 166V165H205ZM252 166V167H253ZM259 166V165H258ZM258 166H256V168L258 167ZM85 167V168H84ZM114 167H115V169H114ZM179 167V166H178ZM189 167V168H190ZM193 167V166H192ZM196 168H197V165L195 166ZM236 167V168H235ZM261 167V166H260ZM69 168V169H68ZM177 168V167H176ZM189 168H185V170H186V173H188L189 174V176H187V174L184 172L185 170H183V173L184 174H186V175H184L183 174V176L184 177H182L181 178V180L180 181H178V183H177V186H179V187H177V192H182V193H180V194H182L181 195V201L183 200V197L184 196H191V197H189V199L187 198V197H185V199L187 200H189L190 201V199H191V201L192 200H194V202H195V200H196V198L194 199V197H197V193L196 192H198V197H201V198H199L196 202L198 203H200L201 204V206H199L200 204L198 203V206L199 207H201L200 209L202 210H204V209H206L205 211L206 212H208L206 215L208 216V218L212 221V223L211 224H213V226L211 225V227H213V229L212 230H214V228H215V231H218L219 232V234L220 233H224V232H222V231H224V230H226L225 229V227L223 226V224H222V222H220V220L222 221V220H224L225 218L229 221V220H231L232 219V217L233 216H235L236 217V215H234V214H236V213H239V216L240 215H242V217L243 216H245L246 214L245 213H247V210H248V208L249 207H251V205H252V207H254L253 209H255L256 210V214H255V217H256V219L259 217V218H261L262 217V215H264V213H262V214H259L260 212H263V210H261L260 211V209H264L263 207H261L260 205H259V203L258 202H255V201H257L258 199H263L264 198V181H262V179H255V181H256V184H257V189H256V191L257 192H255V195H254V193H251V194H247V192H245V188L244 187H238V188H236V187H234V185L233 184H228L227 185V187L226 186H224V187H218V189H216V191L214 192V193H216L214 196H211L212 195V193H211V195H210V193H204V195L203 194H199V192L200 191H197L198 190V188H197V190L195 189V191L193 190L194 188L193 187H195V186H197V185H199L200 186V188L202 187H205L206 186V183H207V185H209V183H210V181L211 180H213V179H215V180H217V179H219V176H220V174H218V175H216L214 178H213V176L215 175V174H213V175H210V174H206L207 172V170L205 171L204 170V167L203 168H197L198 170L197 171H199V173H200V170H204L203 171V173H205V175H203V173H202V175H201V173L199 174V173H197V172H194L193 173V171L192 170H194L193 168H191V171H190V169ZM235 168V169H234ZM31 169V168H30ZM112 169V170H111ZM116 169H117V171H116ZM147 170L146 172H145V170ZM179 169V168H178ZM236 170V171H234V170ZM259 169V168H258ZM263 170H264V168H262ZM69 170V171H68ZM73 170V171H72ZM100 170V171H99ZM104 170H106V172L104 171ZM119 170L120 171H122V174L119 172ZM142 170V171H141ZM149 170V171H148ZM170 170V171H171ZM262 170V171H263ZM1 171V170H0ZM23 171L25 172V175L27 176V177H29V179L31 180H28V178H26V179H24L25 177V175L23 176ZM45 171V170H44ZM74 171H76V172H74ZM100 173H99V172ZM117 173L118 172V174H116L115 172ZM140 171V172H139ZM189 171V172H188ZM195 171H196V169H195ZM11 172V171H10ZM26 172H27V174H26ZM234 172V173H233ZM240 172V173H239ZM4 173V174H3ZM13 173V172H12ZM98 173H99V175H98ZM102 173V175L100 176V174ZM138 173V174H137ZM164 173V172H163ZM167 173V172H166ZM191 173V174H190ZM197 173V174H196ZM264 173V172H263ZM7 174V175H6ZM111 174H112V176H111ZM120 174V175H119ZM198 174L199 175H201L202 176V178H201V176H198ZM217 174V173H216ZM236 174H238L237 176H236ZM10 175V176H9ZM14 177H16V176H20V177H22V179L21 178H19V180H16V179H18V177H16V178H14ZM31 177H30V176ZM45 175V174H44ZM164 175H165V173H164ZM163 175V176H164ZM191 175H192V178H189V177H191ZM198 176V177H196V176ZM206 175H208L207 176V179H208V181H209V179L210 178H212L209 182H207V179L205 178V176ZM210 175V176H209ZM264 175V174H263ZM263 175H261V176H263ZM89 176V177H88ZM121 176V177H120ZM157 176H161L160 178H159V180H158V177ZM185 176H186V178H185ZM212 176V177H211ZM233 176V177H234ZM4 178L3 180H2V178ZM24 177V178H23ZM119 177V178H118ZM200 177V178H199ZM204 177V178H203ZM209 177V178H208ZM258 177V176H257ZM256 177V178H257ZM260 177V176H259ZM263 178V177H262ZM122 180V182L121 181H119V180ZM123 179H124V182H123ZM183 179H185V180H183ZM204 179V180H203ZM206 179V180H205ZM24 180H26V181H24ZM44 180V181H43ZM89 180H90V183H89ZM157 180H158V182H157ZM263 180H264V178H263ZM5 181V182H4ZM115 181V182H114ZM206 181V182H205ZM26 183V185H25V183ZM42 182H44V183H42ZM51 182H52V184H51ZM125 182H126V184H125ZM149 182H151V183H149ZM231 182V181H230ZM229 182V183H230ZM262 182V183H261ZM23 183V184H22ZM30 183V184H29ZM45 183H46V185H45ZM89 183V184H88ZM147 183H149L148 184V186L146 187V190H143V189H145V187L144 186H146V184ZM203 183H205L204 184V186H203ZM49 184H50V186H49ZM87 184L88 185H90L89 187L87 186ZM118 184V185H117ZM129 186H128V185ZM263 184V185H262ZM7 185V184H6ZM21 185H22V187H21ZM25 185V186H24ZM120 185V187H123V185H125L124 187H126L125 189H123V192H122V189L121 190H118L119 188H118V186ZM151 185H153V184H151ZM155 185V184H154ZM153 185V186H154ZM155 185V186H156ZM261 185V186H260ZM33 186V187H32ZM35 186H36V188H35ZM44 186V187H43ZM49 186V187H48ZM73 186H76V187H74L73 188ZM128 186V187H127ZM33 188V191H35V193L36 194H38V196L40 195V200H39V198L38 199H36V203H35V208H34V210L33 209H26V208H24V206L23 207H21L22 205V203L23 204H25L24 202H26L25 200L26 199H28L27 197H26V199H23V198H25V196H26V194H28L27 192H28V189H30V188ZM38 187V188H37ZM42 187V188H41ZM87 187V188H86ZM123 187V188H124ZM35 188V189H34ZM40 188V189H39ZM44 188V189H43ZM78 189V190H74V189ZM88 189V191L86 190V189ZM199 188V189H200ZM236 189L235 191L233 190V189ZM23 189V190H22ZM69 189V190H68ZM116 189V190H115ZM233 191H232V190ZM239 189V190H238ZM244 189V190H243ZM26 190V191H25ZM58 190H60V191H58ZM151 190V189H150ZM149 189H148V191H150ZM41 191V192H40ZM47 191V192H46ZM49 191V192H48ZM56 191H58L57 193H56ZM78 191H79V193H78ZM86 191V192H85ZM113 191V192H112ZM118 191H120V192H118ZM192 191L193 192H195L196 194V196L194 195V193H192ZM234 193V194H232V192ZM238 191V192H237ZM88 192V193H87ZM116 192H118V193H116ZM131 192H133V194L131 193ZM147 192V191H146ZM186 192V193H185ZM229 192H231V194L232 195H235L233 198H232V196H231V194L229 193ZM237 192V193H236ZM21 193H22V195H21ZM31 192H29V194H30ZM40 193V194H39ZM69 193V192H68ZM85 193V195H83ZM112 195H111V194ZM116 193V194H115ZM183 193H185V194H183ZM236 193V194H235ZM41 194H43V195H41ZM49 194H51L52 196V200H50L51 199V197H50V195ZM57 194V195H56ZM72 194V193H71ZM90 194V193H89ZM178 194V193H177ZM186 194H188V195H186ZM210 196H209V195ZM45 195V196H44ZM53 195H55V196H53ZM87 195V196H86ZM179 195V194H178ZM193 195H194V197H193ZM200 195V196H199ZM202 195V196H201ZM247 195H249V196H247ZM260 195H261V197H263V198H260ZM24 196V197H23ZM81 196H83L82 197V199H81ZM109 196V197H108ZM125 196V197H124ZM129 196V195H128ZM180 196V195H179ZM230 196H231V198H230ZM258 196V197H257ZM44 197H46V199L44 198ZM48 197H50V198H48ZM80 197V198H79ZM192 197H193V199H192ZM226 197H228L231 201H229L228 200V198L225 200V198ZM80 200H79V199ZM107 198H109V200H106ZM116 198V197H115ZM118 199H119V197H117ZM116 198V199H117ZM18 199V200H17ZM20 199H21V201H22V203L20 202ZM24 200V202H23V200ZM44 199V200H43ZM115 199V200H116ZM233 199V200H232ZM37 200H38V203H37ZM47 200V201H46ZM48 200H50V201H48ZM114 200V201H115ZM138 200V199H137ZM136 200V201H137ZM222 200H224V201H222ZM228 200V201H227ZM18 201V203H16ZM52 201V202H51ZM75 201V202H74ZM109 201H110V204H109ZM112 201V202H111ZM259 201V200H258ZM264 201V200H263ZM40 202V203H39ZM44 202H46V205L48 206H46L45 205V203ZM139 202V201H138ZM183 202V201H182ZM218 202H219V204H218ZM220 202H223V204H221ZM229 202H231V203H229ZM10 203H12V205L10 204ZM56 203V202H55ZM142 203V202H141ZM193 203V202H192ZM196 203V204H197ZM233 203V204H232ZM248 204L249 203V205H245V204ZM255 203H258V204H256L257 206H253V205H255ZM261 203V202H260ZM17 204V206L15 207V205ZM107 204H109V205H107ZM140 204V203H139ZM139 204H137V202H136V205H137V207L135 206L134 208L136 209L137 208V212H138V214H139V217H138V215L136 214V212H135V210H134V208L132 209V211L131 212H133V213H135V215H136V217L137 218H139L138 220H140V219H145V220H143V222L144 221H146L147 223L152 219V217H153V214L154 213H151L152 211L151 210H153L154 211V208H152V209H150L151 207H150V205H148V207H150V208H148V209H143L141 212H139V208L138 207H142V206H138ZM182 204H184V202L183 203H180V204H178L177 206L176 205H174V207L172 206V207H170L169 208V212L168 213H166L165 215V218H164V220H163V223H160V226L158 225V227H155V228H158V229H154V230H152V232L154 233H152V235H150V238H153V239H150V241H152V244H153V242L154 243H157L155 240H159L160 238V236H163V235H165L164 233L166 232V231H164V230H166L167 228V224H168V222L167 221H169V223H170V220L171 219H184V221H185V217L187 216V219H188V223L190 222V220H192V221H195L194 219H193V217L190 215L189 216V213L188 212H186L185 211V209L187 208V207H185L184 205H182ZM211 204V205H210ZM213 204H216L217 205V207H218V210H217V208H215L216 207V205H213ZM225 204H226V206H225ZM229 204V205H228ZM38 205V206H37ZM71 205V206H72ZM141 205V204H140ZM220 205H222V206H220ZM228 205V206H227ZM71 206H70V208H71ZM133 206V205H132ZM182 206V207H181ZM209 206H212V207H209ZM220 206V207H219ZM264 206V205H263ZM18 207V208H17ZM34 207V206H33ZM224 207H226V208H224ZM252 207H251V209H252ZM12 208V209H11ZM17 208V209H16ZM22 208H24V209H22ZM42 208V209H41ZM208 208V209H207ZM211 208V209H210ZM213 208V209H212ZM216 209V211L218 212V214H213V216H214V218H213V216L211 217V214L212 213H214L215 212V209ZM257 208H259L258 210H257ZM19 209V210H18ZM26 209V210H25ZM37 209V210H36ZM69 209V208H68ZM131 209V208H130ZM251 209L249 210V211H251ZM29 210V211H28ZM31 210H33V211H31ZM102 210V209H101ZM126 210V209H125ZM123 210V212L121 211V213L119 212V214L120 215H118L119 216V218H118V220L116 219V218H113V219H115V221L117 220V222L118 223H115L116 224V226L117 225H119V227H120V225L122 226L123 225V227H124V225L126 226L125 227V229L126 228H129V224H130V226L131 225H134V224H132L131 223V221L133 220V218L135 217L134 216V214L133 213H131L130 212V210ZM134 210V211H133ZM186 212V213H188V214H186L184 211ZM207 210H209V211H207ZM223 210H225V211H223ZM255 210H253L254 212H255ZM19 211V212H18ZM35 211V212H34ZM211 211V212H210ZM213 211V212H212ZM248 211V212H249ZM253 211H251L250 212V214L251 213H253ZM24 212V213H23ZM27 212H29L28 214H27ZM34 212V213H33ZM84 212H85V215H83L84 214ZM93 211H92V209H89V207L88 208H86L84 211H82V213L80 214H78V213H75V215L77 216V214L79 215V217H81V218H77L76 216H73L74 214H70V213H68V210H67V212H65L64 211V214H63V216H62V218H60L59 220L61 221V220H69V219H73V218H71L72 216L73 217H75L74 218V221H73V223H72V221L70 220V221H68L70 224L72 223V224H78L77 222H78V220L75 222V219H82V217H87V215H90L91 213H92ZM125 212V213H124ZM201 212H203V211H201ZM210 212V213H209ZM227 212V213H226ZM10 213V214H9ZM23 213V214H22ZM220 213V214H219ZM221 213H223V215L221 214ZM226 215H225V214ZM16 214V215H15ZM19 214V215H18ZM30 214V215H29ZM66 214V215H65ZM67 214H68V216H67ZM104 214V215H105ZM121 214H123V215H121ZM124 214H126L125 216H124ZM128 214V215H127ZM131 214L133 215V216H131ZM209 214V215H208ZM231 214V215H230ZM248 214L250 217H251V215H253V214ZM7 215H10V216H7ZM14 215V216H13ZM25 215V216H24ZM71 217H70V216ZM81 215V216H80ZM140 215H141V217H140ZM177 215V216H176ZM217 215H219V216H217ZM223 217H222V216ZM226 217H225V216ZM230 215V216H229ZM233 215V216H232ZM257 215V216H256ZM258 215H260V216H258ZM22 218H21V217ZM66 216V217H65ZM130 216H131V218H130ZM145 216H146V218H145ZM168 216V217H167ZM174 216V217H173ZM177 218H176V217ZM205 216V215H204ZM207 216H205L206 218H207ZM221 216V218L219 219L218 217H220ZM238 216V215H237ZM2 217V216H1ZM11 217V218H10ZM17 217V218H16ZM38 217H40V219L38 218ZM68 217H69V219H68ZM133 217V218H132ZM134 218L135 220L137 219V218ZM148 217L150 218V220H148ZM173 217V218H172ZM180 217H182V218H180ZM228 217V218H227ZM250 217H249V220L250 221H248V223H250L249 225H250V227L252 228V230L254 229V234L253 235H255L254 236V238H253V236L252 237H248V240L246 241V239L244 240V238L242 239V240H244L243 242L245 243V246H243L244 245V243L242 242H240V244H241V246H239L240 248H239V261L241 262H239L240 264H242L243 263V260H240V258L241 259H243V256H245L246 254H248L249 253V255H251V258L252 257H255L256 258V256H257V258H258V260H257V258H256V260H257V262H259V259H262V257L264 256L263 254H264V234H262V233H264V219H262L261 218V221H258V219H257V221H256V219L253 221L252 219H253V216L251 217L252 219H250ZM26 219L27 220V223H26V221L24 222L23 221V219ZM111 218V217H110ZM207 218V219H208ZM234 218V217H233ZM244 218H246V219H248L247 218V215H246V217H244ZM8 220V222H6L7 220ZM14 219V220H13ZM16 219V220H15ZM24 219V220H25ZM37 219V220H36ZM132 219V220H131ZM147 219V220H146ZM11 220V221H10ZM20 220H22V221H20ZM39 220V221H38ZM83 220V219H82ZM112 220V219H111ZM131 220V221H130ZM210 220H209V225H210ZM37 221V222H36ZM40 221L42 222V224L43 225H41L40 224ZM59 221V222H60ZM67 221H64V222H67ZM81 221V220H80ZM191 221V222H192ZM225 221V220H224ZM223 221V222H224ZM12 222V223H11ZM24 222V223H23ZM32 222H33V224H32ZM63 222V221H62ZM62 222H60L59 223V225L60 224H62ZM111 222V221H110ZM110 222L108 221V223L110 224ZM137 222V221H136ZM139 222V221H138ZM137 222V223H138ZM172 222V221H171ZM173 222H175V220H173ZM190 222V223H191ZM252 222V223H251ZM260 222V227H259V223ZM37 223H38V225L40 226V228L38 229L37 227H36V229H38V230H36L35 229V225L34 224H36V226H37ZM112 223V222H111ZM114 223V222H113ZM112 223V224H113ZM145 223V222H144ZM150 223H151V221H150ZM246 223H247V220H245V222H244V224L246 225ZM257 223V224H256ZM26 224H28V225H26ZM109 224H106L105 223V225H104V228H100V229H96V230H92L90 233H88V235H86L85 237H83V238H85V240L83 239V238H81V239H79L77 242H76V245H77V247H76V245H75V252L73 253V254H67L66 255V257L68 258H64V262L65 263H67V264H70L71 263V260H72V262H74V260H75V257H77V256H85V255H88V256H92V257H94V258H96L98 261H95L96 263L95 264H110V263H112V262H110L111 261V259H112V257H111V253H109L108 254V251H107V253H105L106 251H102V250H100V252H98L97 250H96V248L101 244V242H102V244L99 246V247H101L102 249L104 248L103 246H105V244L107 243L106 241H107V239L109 240L110 238H108L107 237V235L108 234H110L108 231H109V229H110V231H112V232H114V230H115V228H113L112 226H109ZM111 224V225H112ZM139 224H141V222L139 223ZM138 224V225H139ZM146 224V223H145ZM164 224H165V226H164ZM256 224V225H255ZM46 225V226H47ZM143 226H144V224H142ZM147 226H148V224H146ZM162 225V226H161ZM30 226V227H29ZM128 226V227H127ZM215 226V227H214ZM256 226V227H255ZM112 227V228H111ZM118 227V228H119ZM131 227H133V226H131ZM149 227V226H148ZM222 227V228H221ZM247 227H249L248 226V224H247ZM258 227V229H255V228H257ZM26 228V227H25ZM41 228H42V230H41ZM109 228V229H108ZM121 228V230H122V227H120ZM138 227H136V228H131V229H133V230H136ZM139 228H141L140 227V225H139ZM151 228V227H150ZM149 228V229H150ZM216 228H218L217 230H216ZM223 228H224V230H223ZM23 229H24V227H23ZM43 229H45V230H43ZM117 229V228H116ZM148 229V230H149ZM152 229V228H151ZM220 229V230H219ZM119 231H120V229H118ZM124 230V229H123ZM122 230V231H123ZM28 232V229L26 228V230L24 231L23 230V232ZM122 231H120L119 232V234H120V237H119V241H121L122 242V239L123 238H126V236L128 235V237L129 236H132V235H137L139 232H138V230L137 231H130V230H128V229H126V231L127 232H125V230H124V234H122L121 232ZM163 231H164V233H163ZM214 231V232H215ZM258 231H259V233H258ZM5 232V233H4ZM8 229L6 230H2V231H0V239H1V237H4V238H6L7 236H8ZM45 232V233H44ZM49 232H51V233H49ZM97 232V233H96ZM101 232V233H100ZM108 232V233H107ZM112 232H111V234H112ZM150 232H151V230H150ZM156 232V233H155ZM213 232V235L214 234H218V232H216V233H214ZM35 233V235L33 236V234ZM140 233H142V232H140ZM163 233V234H162ZM227 233V232H226ZM26 234H28V233H22V235L24 236H27L28 237V235H26ZM52 234V235H51ZM96 234V235H95ZM98 234V235H97ZM110 234V235H111ZM160 234H162V235H160ZM231 234V233H230ZM5 235H6V237H5ZM55 235H57V236H55ZM94 235V236H93ZM109 235V236H110ZM126 235V236H125ZM156 235V236H155ZM158 235H159V237H158ZM222 235V234H221ZM221 235H214L213 236V242L211 241V242H209V243H207L206 244V246H205V250L207 251V253L209 252V256H210V252H215V250H216V254H217V252H218V250H219V246L220 245H224L225 243V240L227 239V241H226V243H228L229 241H230V239L231 238H233V237H231V236H233L232 234H231V236L229 235V234H225V235H223V237L221 236ZM259 235H261V236H259ZM51 236H53V237H51ZM60 236V235H59ZM93 236V237H92ZM99 236V237H98ZM125 236V237H124ZM155 238H154V237ZM218 236V237H217ZM263 236V237H262ZM38 236H36L35 237V239L37 238ZM58 237V238H57ZM98 237V238H97ZM104 237V238H103ZM111 237V236H110ZM8 238V237H7ZM53 238H54V240H53ZM89 238V239H88ZM162 238L163 237H161V239L159 240V241H161L162 240ZM21 239H27V238H25V237H21ZM34 239V240H35ZM52 239V240H51ZM95 239V240H94ZM221 241H220V240ZM3 241H4V239H2ZM39 240V239H38ZM56 240V241H55ZM127 240V239H126ZM229 240V241H228ZM241 240V241H242ZM22 241V240H21ZM27 241V240H26ZM40 241V240H39ZM110 241V240H109ZM216 241V242H215ZM103 242L105 243L104 245H103ZM124 242V241H123ZM231 242H232V239H231ZM24 243V244H23ZM29 243V242H28ZM38 243V242H37ZM77 243H79V244H77ZM7 245V244H9V245H7V246H5V245ZM52 244H54V245H52ZM57 244V245H56ZM239 244V245H240ZM243 244V245H242ZM39 247H38V246ZM226 245V244H225ZM35 246H36V248H35ZM49 246H51V247H49ZM93 246V247H92ZM97 246V247H96ZM218 246V247H217ZM2 247V248H1ZM33 249H32V248ZM224 247V246H223ZM55 248V249H54ZM101 248H99V249H101ZM151 248V247H150ZM215 248V249H214ZM77 249V250H76ZM92 249V250H91ZM56 250H57V252H56ZM145 250V249H144ZM147 250H149V249H147ZM246 250V251H245ZM53 251H55V252H53ZM101 251H102V253H101ZM241 251V252H240ZM243 251V252H242ZM25 252V253H24ZM90 252V253H89ZM93 252V253H92ZM97 252V254H95ZM143 250H141V256L139 255V254H137V256H139V258H141V257H143V255H145L144 254V252H146V251H144L143 253ZM213 252V253H214ZM247 252V253H246ZM21 253H23V254H21ZM57 253V254H56ZM76 253V254H75ZM88 253V254H87ZM93 255H92V254ZM135 253H140L139 251H136ZM135 253L133 254H131V255H129L130 257L129 258H127V260L130 262V261H133V259L136 261L137 260V256L135 255ZM149 253V252H148ZM180 253V252H179ZM179 253H178V251H176V254L174 253V254H170V256H169V259L167 260V263L166 264H182L183 262H186L185 261V259H186V257L185 256H187V259L188 258H190L191 256L189 255H185L184 253H183V251H182V253H180L181 255L179 256ZM262 254V256H261V254ZM21 254V255H20ZM55 254V255H54ZM105 254V255H104ZM178 254V255H177ZM212 254V253H211ZM240 254H244L243 256L242 255H240ZM15 255H17V256H15ZM75 255H77V256H75ZM101 255V256H100ZM103 255V256H102ZM109 255V256H108ZM147 255V254H146ZM207 255V254H206ZM207 255V256H208ZM252 255H254V256H252ZM13 256H15V258L13 257ZM23 256L21 257L22 259H23ZM43 256H45V257H43ZM71 256V257H70ZM72 256H73V259H72ZM90 256V257H91ZM211 256H213V255H211ZM215 256V255H214ZM213 256V257H214ZM248 256V255H247ZM259 256V257H258ZM104 257V258H103ZM106 257H108V258H106ZM137 257V258H136ZM250 257V256H249ZM53 260V262L52 261H50L51 259ZM69 258L71 259L70 260V262H69ZM103 258V259H102ZM133 258V259H132ZM138 258V260H140L141 261V264H143L144 263V260H146V259H143V258H141V259H139ZM172 258V259H171ZM250 258V259H251ZM50 259V260H49ZM108 259V260H107ZM182 259V260H181ZM190 259H192L193 260V262L196 264V262L194 261V259L191 257ZM253 259V258H252ZM49 260V261H48ZM68 260V261H67ZM104 260H106V261H104ZM137 260V261H138ZM254 260V259H253ZM45 261V262H46ZM78 261V262H77ZM140 261L139 262H136V264H139L140 263ZM43 262V263H42ZM51 262V263H50ZM93 262V261H92ZM92 262H91V264H92ZM100 262V263H99ZM108 262V263H107ZM169 262V263H168ZM197 262H199V260L197 261ZM218 262H219V260H218ZM256 262V261H255ZM257 262H256V264H257ZM47 263H45V264H47ZM192 263V261H190V263H188V264H191ZM193 263V264H194ZM201 263V262H200ZM238 263V264H239ZM22 264H24L23 262H22ZM72 264V263H71ZM74 264H87V263H85V262H82V261H80L79 260V257H78V259H76L75 260V262H74ZM89 264H90V262H89ZM93 264H94V262H93ZM132 264H134V261H133V263ZM186 264V263H185ZM198 264V263H197Z\"/></svg>",
	"mask_w": 264,
	"mask_h": 264
},
{
	"label": "clouds",
	"instance_id": "obj_3",
	"mask_svg": "<svg viewBox=\"0 0 264 264\" xmlns=\"http://www.w3.org/2000/svg\"><path fill=\"white\" fill-rule=\"evenodd\" d=\"M261 4H264V0H261ZM257 19L258 20H264V8H261L257 12ZM110 154V149H104V151L101 154V159L103 162H107L108 156ZM78 210V205L73 204L71 208L69 209L70 214H74L75 211ZM23 225L20 222H14L8 227V239L10 242H13L16 246L17 251L20 250L22 247V233H23ZM71 231V224L69 222H64L60 224L57 228V232L61 237L66 236ZM48 241H42L41 247H47ZM162 255L164 253L162 252Z\"/></svg>",
	"mask_w": 264,
	"mask_h": 264
}]
</instances>
